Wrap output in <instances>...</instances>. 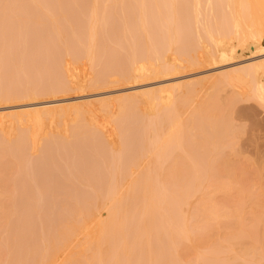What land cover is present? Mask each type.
<instances>
[{"label":"rangeland","instance_id":"obj_1","mask_svg":"<svg viewBox=\"0 0 264 264\" xmlns=\"http://www.w3.org/2000/svg\"><path fill=\"white\" fill-rule=\"evenodd\" d=\"M15 1V0H14ZM14 1L13 0H6V1H4V0H0V20H1V22H2V20H3V24L5 25H8L7 23L10 21H13L12 22V24L9 22V24H11V25H15V29L17 30V26L16 25H18V19H21V17L23 18L24 17V15H23V13L25 14V17H27L26 19H28L29 17L27 16V15H29L28 13H26V11H27V9H26V5H25V9L26 10H20V9H23L24 8V6L21 8V5H23V4H21V5H19L18 3H20V2H18V3H15V5L13 4L14 3ZM19 1V0H18ZM22 1H25V0H22ZM21 1V2H22ZM27 1V0H26ZM29 1V0H28ZM38 1H41V0H37V2ZM43 1V0H42ZM41 1V3H43ZM49 1H55V0H49ZM48 1V2H49ZM56 1H58V0H56ZM61 1V0H60ZM65 1V0H64ZM64 1L62 0L61 2H60V5H61V3L63 2L64 3ZM72 1V2H71ZM68 0V1H65V3L64 4H62V6L64 5V6H66L67 7V9H68V14L70 13L71 15H72V12H73V14H74V10L75 11H77L78 9H77V7L75 8V6H74V3H73V1L75 2V0ZM80 1V2H79ZM76 0V2H78V3H81V0ZM87 1V4H84V5H87V6H84L85 8H86V10H88V12H90L91 10V12L93 13V15L95 14L96 15V13L97 12H95V6L93 5V1L94 0H85V2ZM101 1V0H100ZM99 0H98V10L99 9H103L102 11H103V13L104 12H106L107 10L109 11L108 13L110 14V12H111V16L113 17H109V20L110 19H113L112 21H109V20H107L108 19V17H107V19L106 20H103L102 22H100V23H98V24H100L101 26H100V28H96V29H98V30H100V34H99V32H98V30L96 31V32H98L97 34V36L95 35V30L93 31V36H94V38L95 37H98V39H94V38H92V36L91 37H89L88 36V38L91 40V41H89V39H85V37L87 36V34L88 35H90L89 33H92V28H93V25L95 26V24L97 23L96 21H97V19H98V17H99V21H101L100 19H102V14L100 13V14H98V16L96 15H94V17H97V18H94L93 17V15L91 14V12L89 13V16H87V15H84L85 14V12H80V11H78V14H75L74 16H72V17H67V15H66V11L65 10H67L66 8H62V9H60L59 8V10H61V13H60V11H51L50 9H52L53 8V5H57V6H54V10H58L57 8L59 7V2L58 3H54V4H49V3H46L47 2V0H46V2H44V3H46V5L48 4L50 7H48V5L45 7H42L43 5H41V9L43 10V8L45 9H47L48 11L46 12V11H44V15L46 16V15H49L50 16V18H51V16H52V18L53 17H56V15H58V17H62V16H60L63 12L62 11H64V16H65V19H66V17L67 18H69L71 21H69L68 19V23H69V25H70V27H72L74 30H76V29H80L79 27H82L80 30L82 31L83 30V25L84 24H82V26H80L81 25V23H85V25H87L86 27H88L90 24L92 25L93 24V22L95 21L94 19H96V21H95V23L92 25V26H90V27H92L91 29L89 28V29H86V31H88L87 33H85L86 31L85 30H83L81 33H80V31H75L76 32V36L75 37H71V38H67V37H70V36H73V35H75V32H74V30L72 29V31H69V32H67V30H69V29H65V31H63L64 29H63V24H64V27H66V26H69L68 24H66L67 23V20H66V23H62V25H61V28H60V30L61 31H63L64 33L66 32V35L65 36H63L62 35V33L63 32H61L60 30H59V28L57 27V26H59L60 27V24H61V20H62V18H60V21H58L59 23V25L55 22V20L58 18H53V20L51 19V21L52 22H48L50 19L47 17V19L48 20H46L47 21V23H48V25H51L50 23H53L54 24V22L56 23V26L55 25H51V31L53 32V34L52 33H50V29L48 30L47 29V23H46V25L45 26H43V27H46V28H44V30H46V32H47V30L49 31V33L48 34H50V35H48L47 33H45V31H43V28L41 27V29H42V31L40 30V29H38L39 30V33L38 32H36V31H34V32H36L38 35V37H39V35H43V36H45V37H43V40H44V38H46L44 41H41L42 40V38H40V40L39 39H37V37L36 38H34L33 36H35V35H33V34H35L34 32H33V34L31 35L30 33L33 31V27L35 26H31V28H33V29H31L29 26H28V24H32V22H31V20L32 19H30V23H28L27 24V21L28 20H26V25L29 27L28 28V31H27V29L25 28H23V29H20V27H18L19 28V33H20V35H19V38H20V36H22L20 39H18V36L17 35H12L14 38L16 37V41H14L15 39L14 38H9V35H7V34H9L10 33V31H11V29H13L14 28V26H13V28L12 27H10V25H8L9 27H10V31L9 30H7L6 28H7V26H4V28L6 29H4V30H0V34L2 33L3 34V37H5L4 38V40H3V37H0V97L1 98H3L2 100H1V98H0V127H2V125H1V122L2 121H8V125L6 126L7 127V131H8V133L6 132V134L8 135H5L7 138L9 137L10 139H11V143H16L15 145H16V147L18 146L19 147V150H24L23 152H21V151H19L18 150V147H17V149H13L14 148V146L15 145H13L12 147V149H13V153H14V155L11 153L12 152V149H10L11 150V152L10 151H7L8 152V155L10 154H12L11 156H12V158H10V157H8V159H10L9 161H7V163H9V164H6V162H4L3 164H1L0 163V169L1 168H3L4 167V165H8V166H12V165H10V163H12L13 162V164L15 163H19V165H20V168H21V170L20 169H18V173L20 172V171H22V172H20L19 173V175L18 174H16L17 172V170H15L16 168H9V169H7L8 167H4V170H2L1 169V171L2 172H0V183H4V182H6V183H4V184H6V186L8 185V182H10V187H11V184H13L14 182L17 184L18 182L20 183H18V185H19V189L20 190H23V189H21V188H23L24 186H25V188H24V192L25 191H30L29 190V188H31V189H33V190H35V191H33V193H36V191H38L36 194H34L36 197H42V198H40V199H42V200H39L38 198H36V197H32V198H35L34 200L37 202V204L39 205V209L41 210V208L43 209L44 207L45 208H47L48 209V211H49V208L51 207V210H50V212H48V211H46V214H48V216L49 215H52L53 214V216L51 217V216H45V217H48V219L51 217V218H53V220H51V222H49L50 221V219H49V221H47V223L44 225V222H46V220H44V222H43V219H45V218H43L42 216H43V214L45 213V211H44V213L42 212V210H41V213L39 214V212H38V208H36V209H34L35 207H37V204L35 205V207L33 206L34 204H35V201H33L32 203L33 204H31L32 205V207H34V208H31V206H28V205H30L29 203V198H31V197H29L30 196V194H32L33 195V193L32 192H30V194H29V196L28 197H26L27 195H22L21 193H20V195H22V196H19V194H18V197L17 198H15V200H17L18 202H19V198L21 197V198H23V199H27L28 200V202H26V203H28V204H22V203H24V200H23V202L21 203V202H19L20 204H21V206H20V204H18V202L17 201H14V195H13V193L11 194V192H14L15 193V196H17V193L16 192H19V190H18V188H16L17 187V185L15 186V184H13L14 186H12V187H14V188H12L11 187V189L10 190H12L11 192H10V197H12L13 198V200L9 197V198H6L5 199V204L2 206V208L4 207V209H3V211H6V209H9V212H10V209H11V206H9V205H11V202H10V199L12 200V201H14V203H13V205L15 204V202H16V208H17V210L13 207V205H12V208L14 209V210H12V212H14L15 211V213H19V215H20V212L21 211H19V209L18 208H20L21 210L22 209H24V210H22V213H21V218H20V221L17 223V221L16 220H18L19 219V215L18 214H15V213H9V216H10V218H11V215H13L12 216V218L14 217V220H15V218H16V216H17V218L18 219H16L15 221H16V223L17 224H20V222H22L21 220L23 219V222H25L26 220H27V222H30L31 224L32 223H34V225H35V221H37L39 218L38 217H40V219H42V222H38V221H40V220H38L37 221V223L39 224H43L44 226H46L47 224H48V222H49V225H51L50 223H54L55 222V225H54V227L57 225V227L58 228H61L60 227V223H64V221L62 220V219H64V218H66L67 219V217L65 216V217H63L64 216V212H62V210L61 209H63V210H65V208H62L63 207V202L64 201H66L67 202V199L65 200V199H63V198H68V194L70 193V195H71V191L72 192H74L75 193V191H73L74 190V186L75 185H77L76 184V182L77 181H79V184L81 185V186H79L80 188H81V190H80V188L79 189H77L76 191L78 192V190H80V192L82 193H80V192H76V195H79L78 197L79 198H77V199H80V197L82 196V195H91L92 194V192H91V194L90 193H88L89 192V190L87 189L88 187H89V189H92V188H94V190L93 191H95V192H98V190H100V187H102V189L104 188V189H107L108 191L110 190V193H113V192H116L118 189L120 190V187L121 186H123V184L124 185H127V184H125V183H123L125 180H126V183H128L127 181V179H129L131 176L132 177H134V175H136V176H138V175H142V174H145L146 172H148V170L149 171H151V169L150 168H152L153 169V166L155 165V170H157V172L158 173H160V175H164L163 177H165V175H166V173L167 172H165V169H168V170H170L169 168H166V167H168L169 165H167L169 162L168 161H166V159H167V157H169V156H165L166 157V159H165V161L167 162H165V161H162L160 158H165V157H163V153L165 154L168 150H170L171 152H173L172 150H171V148H173V147H171L170 149H166L167 151H163V153H161L162 154V156H160L159 155V153L160 152H158V150H156V152H158V154L154 151L155 149L153 148V146H152V150L154 151V152H152V154H151V152L149 153V151L150 150H148V148H147V153L148 154H150V156L147 154L146 155V153L144 154V155H146V156H149L148 158H146L145 156H143L142 155V153L140 154V153H137V151H135V150H137V148L138 147H144V142L143 141H145L144 140V137H145V135H142V134H140V133H138L139 132V130H141V128L139 127V125H141L142 126V124H139L138 125V123H139V117L138 118H134V117H132V113H133V115L135 116V117H137L136 116V114H135V111H134V109L136 110V106H127L125 109H129L128 111H124V108H120L121 106L119 105L120 103H121V98H117V95H119V96H123L122 98L123 99H130V98H132V97H130V96H128V95H126V94H128V93H131V92H134V90H144V89H148V88H154V87H156V86H162L163 87V89H161L160 91H159V94H161L163 97H164V102L165 101H167V102H171L170 100H172L173 101V104L174 105H178V104H180V106H182V110L180 109L179 110V113H178V115H179V119H180V121H182V120H184V119H188L189 118V120H190V114L191 113H193V111L195 110V108H197L199 105H204L205 106V103H214V104H217L218 105V107H220L219 108V110L221 109V107L223 108L222 109V111L221 112H223L224 113V109H226V111H227V113L225 114V116H226V118H223L224 120L225 119H228L229 121H230V124H233V125H231V127L233 126L234 128H237V130H235L234 131V128H232V130H233V132L229 135V136H231L232 138H233V133H235V136H234V138L232 139V140H234L236 137V139H235V141L233 142L232 140H230L231 142H233L232 144H230V145H232L230 148H228L229 146H228V141L227 140H229V139H226V141H227V143H225L224 144V146L225 145H227V148H225L224 146V148L227 150V151H224V152H227L228 153V150H230V152H231V154H230V152H229V154L232 156L230 159H232V158H234L235 160H237V162L236 161H233V159L231 160V162H236V163H233V164H238V161H240V163L241 164H243L244 163V165H245V162L247 163H249V165H245V168H246V170L244 169V171L245 172H243V165H242V167H240L239 165V168L238 169H240V170H242V171H240L239 170V172H242V173H245L246 174V176L245 175H243V176H245V177H248V179H250V181H248L247 182V186L246 187H248V192H249V194L251 193V191H253V189L255 190V191H257V190H259V191H261L260 193H262V191H264L263 189V187H264V101H263V99H264V96L262 97L261 95L257 98V97H255L252 93L253 92H251L252 90V80H251V78L250 77H247V76H239V80H237V82H235V84L234 85H231V84H225L224 83V86H222L221 87V84L220 85H216V86H211V84H212V82L213 81H218V80H214L215 79V77L217 76V75H219V74H222V73H230V75H237L239 72L237 71L238 69H243V68H245V67H247V66H250V65H259L260 63H263L264 61V46L263 45H261V46H259L258 44H257V46L256 45H251V46H249V48L247 47V48H244V49H246V50H244L243 52L240 50V51H238V52H233V53H230V54H232V55H225V56H223V58H220V59H217L215 62H213V61H211L210 62V58H208V54H209V45H207V44H210V43H207V41H204L205 42V46L203 45V43L201 44V45H203L204 46V48L206 47V46H208L209 48L207 49V47H206V49L204 50V49H202V47L203 46H201V49L203 50V51H199L198 50V52H203V54H204V52L205 51H207L208 52V56L206 55V57L208 58V59H210L209 61L207 60V58H206V62L204 61L205 60V58L203 59V61L204 62H200V63H202V64H196V65H201V66H193V67H186V65H187V62H186V56H187V51L186 50H183V52H182V50L181 49H185L184 47H182L181 49H180V51L183 53H180V51H178L179 49L177 48L176 50L178 51V52H176L175 50H170V51H166V52H164L161 56H162V58L164 57V56H168L169 55V57H170V64L169 65H166L165 63H162L161 61V63H158V62H152V63H147V65L149 66L148 68V71H144V70H141L140 72H139V74H145L143 77L141 76L140 78H138V79H136L135 81H127V80H125V82L123 81L124 79L123 78H121V72L119 71V69L117 70V68H116V71H113V70H115V68L112 70L113 71V73L114 72H119L118 74L117 73H114L113 75H118L117 77H118V79L116 80V84L114 83H111L110 84V86L108 85V84H106L105 86H99L98 84H99V82H100V74H101V71L103 70V69H105L104 67H106V65H110V66H112V65H114V66H116L117 67V64L118 65H120V63H122V61L123 62H125L124 61V58L125 59H127V57L129 56V53L130 54H132L131 53V50H132V48L133 47H135V50L136 49H138L137 48V44L139 43L140 44V42L139 41H141V36L145 33H143V31H140V30H142V24H140V22H139V20H132V18H133V15L135 14V13H133L132 14V12L130 11V9H129V7L131 6V5H133V6H136L135 5V2H132V0H131V2L132 3H130V0H124L125 2H129L130 3V6L128 7H124V5H127V3L126 4H124L123 5V1L122 0H120V1H118L117 3H120V5L119 6H122V7H124V8H120L118 5H116L115 3H116V1L115 0H112L113 1V3H114V5L113 4H109V3H111V0H102V3L100 2ZM122 1V2H121ZM142 1V0H141ZM181 1V0H180ZM179 0L177 1V2H175V0H174V2L176 3H173V4H175V7L178 5L179 6V3L178 2H180ZM184 2V5L186 4L185 3V1L186 0H183ZM16 2H17V0H16ZM35 2V4H36V0L34 1ZM69 2H71L70 3V5H69ZM76 2H75V4H76ZM89 2H91V7L92 6H94V11H93V7L91 8L90 7V5H89ZM109 2V3H108ZM52 3V2H51ZM68 3V4H67ZM100 3V4H99ZM105 3H107V4H105ZM121 3H122V5H121ZM19 6H18V5ZM40 4V3H39ZM39 4L37 3V6L39 7ZM65 4H67V5H65ZM82 4H83V2H82ZM94 4H95V1H94ZM137 4V3H136ZM182 4V3H181ZM180 4V5H181ZM52 5V6H51ZM68 5H69V7H71V5H72V7L70 8L71 10H69V7H68ZM101 5V6H100ZM102 5H103V7H105V5L106 6H108L106 9H104L103 7H102ZM109 5L111 6H113L112 7V10H113V12H112V10L111 9H109ZM17 8H16V7ZM77 6H81V4H77ZM116 6V7H115ZM174 6V5H173ZM177 6V7H178ZM216 6V5H215ZM61 7V6H60ZM74 7V8H73ZM82 7H83V5H82ZM82 7H80V10H81V8ZM83 7V8H84ZM118 7V8H117ZM171 7V6H170ZM169 7V8H170ZM16 8V9H15ZM19 8V9H18ZM50 8V9H49ZM82 8V9H83ZM118 9L119 10V12H118V10L116 11V9ZM131 8V7H130ZM135 8V7H134ZM134 8H132L131 10L134 12ZM137 8V7H136ZM174 8V7H173ZM179 8V7H178ZM182 7L180 6V9H181ZM208 8H209V6H208ZM14 9V10H13ZM40 9V8H39ZM40 9V10H41ZM45 9V10H46ZM65 9V10H64ZM74 9V10H73ZM120 9H121V11H120ZM170 9H172V7L170 8ZM169 9V10H170ZM180 9H176V8H174V9H172V11L174 10V12L176 13V10H180ZM39 10V11H40ZM42 10L40 11V13L42 12ZM49 10H50V14L48 13L49 12ZM53 10V9H52ZM73 10V11H72ZM106 10V11H105ZM111 10V11H110ZM21 11V12H20ZM30 11V10H29ZM29 11H27V12H29ZM37 11H38V8H37ZM82 11H85V9L84 10H82ZM101 11V12H102ZM116 11V13H115V15H113V13ZM136 11V10H135ZM171 11V10H170ZM181 11V10H180ZM14 12V13H13ZM15 12H16V14H18V13H20V15H22L21 17L20 16H18V15H16L15 14ZM54 12H55V16L53 15L54 14ZM79 12L82 14H79ZM87 12V11H86ZM98 12H100V10L98 11ZM139 12V11H138ZM138 12H136V13H138ZM174 12H172V13H174ZM177 12H179V11H177ZM13 14V15H11V14ZM37 13V12H36ZM39 12H38V14L39 15H41L40 17H42V19L41 18H39V20L41 19L42 21H45V20H43L44 18V16H43V14H40ZM43 13V12H42ZM46 13V14H45ZM48 13V14H47ZM51 13H53L52 15H51ZM56 13H58V14H56ZM75 13H77V12H75ZM119 13V14H118ZM174 13V14H175ZM180 13V12H179ZM179 13H176V14H178V15H181V14H179ZM4 14H5V16H4ZM9 14V15H8ZM32 14V13H31ZM31 14L29 15V16H31ZM87 14V13H86ZM91 14V15H90ZM105 14V13H104ZM184 14H186L187 15V12H185ZM16 15V16H15ZM33 15V17L36 15H34V14H32ZM78 15H81L82 16V18H78ZM106 15V14H105ZM105 15H103V17L104 18H106V16ZM139 15V14H138ZM3 16L4 17H8L9 18V16H13V17H11V18H7V20L8 21H5L4 20V18H3ZM18 16V17H17ZM76 16V17H75ZM90 17L91 16V20H92V23L90 22V20H89V18H86V20H84L83 18L84 17ZM183 16V15H182ZM182 16H180V18L179 19H181L182 18ZM188 16V15H187ZM16 17L18 18V19H16ZM24 17V18H25ZM35 17H37V15L35 16ZM39 17V16H38ZM92 17L94 18V19H92ZM136 17V14L134 15V18ZM137 17H139V19H140V16H137ZM3 18V19H2ZM5 18V19H6ZM23 18V19H24ZM30 18H32V17H30ZM76 18H78L79 20L80 19H83L82 21L83 22H81L80 23V25H78L79 23L78 22H76L77 20H75ZM118 18V19H117ZM184 18V17H183ZM181 19V22H182V20L184 21V19ZM12 19V20H11ZM14 19V20H13ZM35 19V18H34ZM34 19L32 20L33 21V23H34ZM64 19V18H63ZM64 19V20H65ZM138 19V18H137ZM186 19H189L190 20V18H187L186 17ZM226 19V21H230V20H228L227 18H225ZM15 20H17V24L15 23L16 21ZM39 20L36 18V22L37 23H39ZM64 20H62V21H64ZM87 20H88V22H87ZM115 20V22L116 23H114L113 21ZM120 21V23H118V21ZM209 20V18H207V20L205 21L204 20V22H203V24L205 23V22H207ZM22 22L24 21L25 22V20H21ZM41 21V22H42ZM81 21V20H80ZM79 21V22H80ZM132 21H136L137 23H139L140 25H141V27L138 25V24H136L135 25V28H137L138 26H139V28H141L140 30H139V28H137V29H135L134 28V26L132 25V23H134V22H132ZM156 21H158V20H156ZM156 21H154V22H149L150 24H151V26L148 24L147 26H150V28L152 27V28H154V24H152V23H155ZM203 21V20H202ZM210 22H213V20H209ZM209 21H208V23H209ZM0 22V23H1ZM19 22H20V20H19ZM22 22H20L21 24H22ZM23 22V24L22 25H24L25 23ZM186 22H187V24H189L188 26H190V29H189V27H187L188 29V31H190L192 28H194L193 26H192V28H191V24H192V22L190 23V21H188V20H186ZM222 22H224L223 21V19H222V21H221V23ZM1 23V24H2ZM14 23V24H13ZM37 23H35V24H37ZM43 23H45V22H43ZM114 23V24H113ZM158 23H159V21H158ZM183 23V22H182ZM182 23H181V25H179V26H181V28L183 29L184 28V25H183V27H182ZM228 23V22H227ZM0 24V25H1ZM40 24L42 25V23H39V24H37V26H35V28H38V27H40ZM66 24V25H65ZM116 24H118V25H116ZM180 24V23H179ZM194 24V23H193ZM223 24H226L225 22L223 23ZM229 24H230V22H229ZM20 25V24H19ZM33 25V24H32ZM84 25V26H85ZM97 25V24H96ZM138 25V26H137ZM199 25V24H198ZM227 25V24H226ZM225 25V26H226ZM26 26V27H27ZM117 28H116V27ZM137 26V27H136ZM187 26V25H186ZM9 27H8V29H9ZM86 27H84V29L86 28ZM97 27H99V25L97 26ZM115 27V28H114ZM21 28H22V26H21ZM69 28V27H68ZM180 28V29H181ZM186 28V27H185ZM1 29V28H0ZM2 29H3V27H2ZM71 29V28H70ZM182 29H181V31H182ZM262 29L264 30V25H263V27H262ZM20 30H21V32H20ZM25 32H24V31ZM30 30V31H29ZM32 30V31H31ZM36 30V29H35ZM110 30H113V31H115L116 32V34L114 35V33L115 32H111ZM187 30H185L184 29V31H182V33L184 32L185 33V31H187ZM8 33H7V32ZM26 31H27V33L28 34H26ZM59 31V32H58ZM85 31V32H84ZM111 32L109 35H108V33L109 32ZM136 31H137V33L139 34V33H143L141 36L140 35H138L137 33H136ZM139 31V32H138ZM153 32L152 30H150L149 29V32ZM5 32H6V34H5ZM13 34L14 33H16V34H18L17 33V31L16 32H14V29H13V31H11ZM23 32V33H22ZM40 32L42 33V34H40ZM55 32V33H54ZM71 32H73L74 34L72 35V33ZM155 32H157V31H155ZM179 32V33H178ZM178 32H176V33H178L180 36L181 35H183V34H180L181 32L178 30ZM12 33H10V34H12ZM23 35H22V34ZM26 35H25V34ZM43 33H45V34H47V35H45V34H43ZM58 33H61V35H59ZM68 33H71V35L69 34L68 36H67V34ZM85 33V34H84ZM154 33V32H153ZM153 33H151V34H153ZM175 33V34H176ZM188 32H186V34H187ZM32 36H30V35ZM56 34V35H55ZM80 34H81V36H80ZM86 35L85 37H84V35ZM137 34V35H136ZM155 34L156 33H154V35H152V37L153 36H155ZM178 34H176L177 36H178ZM190 34H191V37H193L194 35H193V33L190 31V33H188V35H185L184 34V37H180V39L182 38V40H179V42L181 41V46L182 45H184V43L182 42L183 40L185 41L189 36H190ZM4 35H6L7 36V38H8V40H7V38H6V36H4ZM82 35H83V38H82ZM104 35V36H103ZM107 35V36H106ZM112 35H114V36H112ZM120 35V36H119ZM149 35V34H148ZM0 36H2V35H0ZM23 36H26V37H23ZM67 36V37H66ZM110 36V37H109ZM119 36V37H118ZM138 36H140V37H138ZM144 36V35H143ZM142 36V37H143ZM145 36H146V38H145ZM145 36H144V38H145V40H144V38L142 39V40H144L145 42L142 44V47H143V45H145V43H147V47H145V48H148L149 47V49L148 50H151V48L153 49V46H154V44L156 43L155 41L156 40H158V39H156V38H154V39H156V40H152V42L154 41V44H153V46H150L149 45V42L151 41V39L152 38H147V35L145 34ZM150 36V35H149ZM156 36H158V35H156ZM185 36H187V38L186 39H183V38H185ZM106 37V38H105ZM118 37V38H117ZM151 37V36H150ZM179 37V36H178ZM195 37V36H194ZM193 37V38H194ZM75 39V43L72 41V42H70L71 41V39ZM82 38V39H81ZM100 38V39H99ZM104 38V39H103ZM141 38V39H140ZM158 38V37H157ZM85 39V40H84ZM95 40V42H94V40ZM102 39V40H101ZM138 39H139V41H138ZM150 40L149 42H146V41H148V40ZM177 39V38H176ZM175 39V40H176ZM18 40H20L19 42H17ZM81 40V42L84 40V43L85 42H87V44L88 43H90V44H88V46L86 47V45L84 46L82 43V45H81V47L80 48H78L79 46H80V44L78 43L79 41ZM96 40H100V42L99 41H97L96 42ZM175 40H174V43H175ZM190 40V39H189ZM189 40H187L188 42H189ZM78 41V42H77ZM103 41H107L106 42V44H105V42H103ZM178 40H176V44L177 45H175L174 43V46L175 47H177L178 45H180V43L179 42H177ZM186 41V42H187ZM192 41V38H191V40H190V42ZM69 44H68V43ZM77 42V43H76ZM93 42V43H92ZM138 42V43H137ZM142 42V41H141ZM190 42L188 43V44H190ZM70 43H73V44H70ZM68 44V45H67ZM94 44L95 45H97L96 47H95V50H94V52H93V48H94ZM187 44V43H186ZM192 44V43H191ZM107 45V46H106ZM130 45L131 46H133L132 48L130 47ZM135 45V46H134ZM75 46H77V47H75ZM91 46V47H90ZM180 46V47H181ZM185 46V45H184ZM187 46V45H186ZM190 46V45H189ZM189 46H187L188 48H186V49H189ZM112 47H114V48H112ZM140 47H141V45H140ZM155 47V46H154ZM175 47H174V49H175ZM179 47V46H178ZM90 48H92V49H90ZM144 48V53L147 51L146 49ZM191 48V47H190ZM140 49H142V48H140ZM140 49H138V50H136V51H134L135 52V55L137 56V54L136 53H138V51L140 50ZM92 51V53H91V51ZM134 50V49H133ZM243 50V49H242ZM87 51V52H86ZM90 51V52H89ZM186 51V54L184 53ZM120 52V53H119ZM140 52V51H139ZM152 52H153V50H152ZM207 52H205V54L207 53ZM242 52V53H241ZM88 53V54H87ZM112 53H114L113 55H112ZM115 53H118L119 55H116ZM141 53H143V51L141 52ZM146 53H148V51L146 52ZM149 53H151V51H149ZM238 53V54H237ZM241 53V54H240ZM90 54V55H89ZM92 54V55H91ZM121 54V55H120ZM154 54V53H153ZM152 54V55H153ZM203 54H201V55H203ZM204 54V55H205ZM128 55V56H127ZM135 55H130V56H135ZM142 54H140V56H141ZM151 55V54H150ZM203 55V56H204ZM127 56V57H126ZM129 56V57H130ZM139 56V57H140ZM156 56V55H155ZM155 56H152V57H155ZM118 57V58H117ZM119 57H120V62L118 61V59H119ZM138 56L136 57V58H139ZM131 58V57H130ZM165 58V57H164ZM164 58L162 59V60H164ZM223 59V60H222ZM221 60V61H220ZM138 61H140L139 62V64H142V63H144V62H142V56H141V59H139ZM118 62V63H117ZM184 66H183V65ZM261 65V64H260ZM259 65V66H260ZM60 66H63L61 69L64 71V69L65 70H67L70 74H71V76H72V78H73V80L75 81V85H76V89L74 90V91H72V93H66V94H60L59 95V93H57V92H53V94L51 93V95H50V93L48 94V92H51V90H49V91H47L46 89L47 88H49V87H52V88H54L55 87V85H53V84H56V86H57V84H59L61 81H60V79H61V77L63 78V76H61V70H60ZM58 67H59V70H58ZM109 67V66H108ZM113 67V66H112ZM168 67H170L171 68V70H168ZM197 67V68H196ZM119 68V67H118ZM58 71H59V74H60V79H58L59 78V74H57L58 73ZM238 72V73H237ZM64 72H62V75H64L63 74ZM53 74V75H52ZM52 75V76H51ZM115 75V76H116ZM57 76V78H56V80H55V77ZM263 76L264 75H262V78L261 79H263ZM218 77V76H217ZM123 81H121L120 82V79ZM56 81H54V80ZM58 79V80H57ZM50 80V81H49ZM264 80V79H263ZM49 81V82H48ZM53 81H54V83H53ZM58 81V82H57ZM60 81V82H59ZM119 81V82H118ZM127 81V82H126ZM191 81V82H190ZM185 82L187 83L188 82V84H186L187 86H185ZM192 82H194L193 83V86L192 85H190V84H192ZM45 83L47 84H49V85H45ZM120 83V84H119ZM197 83V84H196ZM13 84H14V86H16L15 87V90L13 89ZM51 84V85H50ZM95 84L97 85V87H94L95 86ZM173 85L175 86L174 88H176V89H174L173 88ZM178 85V86H177ZM183 87H182V86ZM189 85L191 86V87H189ZM188 89H187V88ZM192 87L195 89V91H194V89H192ZM6 88H12V92L13 91H15V92H13V93H10V95L11 96H14L15 94L14 93H16V95H19V97L22 95V98H18V100H13L12 98V100H8V99H10V95H8V93L7 92H5V89ZM46 88V89H45ZM189 88L192 90L191 92L192 93H188V95H184L185 94V92H188V90H189ZM9 89H8V91H9ZM50 89V88H49ZM3 90H4V92H3ZM7 90V89H6ZM11 90V89H10ZM17 90H20V93H19V91H18V94H17ZM42 90L45 92V93H43L42 92ZM47 92H46V91ZM35 91V92H34ZM42 92V94H38V93H41ZM10 92V91H9ZM24 94H23V93ZM28 92H34V94L33 93H28ZM38 92V93H37ZM5 93H7V95L9 96H7V101H6V99L4 100V97L5 96H3V95H6ZM36 93V94H35ZM54 93L56 94V95H54ZM27 94H30V95H34V97H32V99L30 98V99H28V98H25L24 99V95H27ZM43 94H45V96L43 95ZM48 94V95H47ZM173 94V97H169L170 95H172ZM187 94V93H186ZM236 94H238L237 96H239L240 98H238V97H236L235 95ZM29 95V96H30ZM37 95V96H36ZM39 95V96H38ZM47 95V96H46ZM101 96V97H108V99H106L103 103L105 104V108H106V110L104 109L103 110V108H104V106L102 105V107H101V109L99 108V106L101 105V104H99V103H92L91 105H89V107L91 106V108H93L94 107V109L92 110V109H89V112L91 113H89L88 112V114H90V118L89 117H87L88 116V114H87V116L84 118V119H86V118H88L89 120L91 119V122L89 121V123H93L92 124V126L93 127H96L95 128V130L94 129H92V127L90 126V128L92 129V133L90 132V130L88 131V133L86 134V133H82V135L80 134V137L82 136V137H84V135H85V137L87 138H84V140L86 139L87 141H93L94 139V141H96V142H91V145L89 146L90 148H91V150H92V148H93V153L90 151V149L89 148H86V147H88V145H86V146H83V144L85 145V144H90V141L89 142H85L84 140H82L83 138H81V140H82V142L83 143H81V140L79 141V139L80 138H77V136H78V134L76 133V132H74L73 130H71V128H72V125H73V122H72V120H71V118L70 119H68V117H67V119L66 118H63V117H61V116H59L58 117V115H56L58 118L56 119L55 118V122L54 123H52L51 122V118H48V117H46V119H44V124L41 126V127H39V125H37V124H35V123H31V126H32V128L34 129V132H35V136H34V139H33V141H31V143L29 144L28 143V145H30V146H28L27 148L26 147H22V149L20 148V143L22 144V143H26V142H23V141H26V138H24L23 140H21V138L23 137H21V131H22V124H20V123H18V122H13V121H15L17 118V115H10V114H8V115H6V116H2L3 114H5V113H9V112H15V110H18V111H20L21 109H20V107H18L17 105H21V104H27V103H34L33 105H32V107L34 108L33 110H32V112H29L30 114H32V115H38V114H42L43 113V110H41V109H39V107H41L42 105H44L43 103H45V101L46 102H51L52 100H56V99H64L66 102H70V101H74V99L75 98H77V97H84V101H87V100H89L88 98L89 97H93V96ZM3 96V97H2ZM231 96V97H230ZM230 97V98H229ZM233 97H235V98H238L237 100H236V102L234 103L233 102V104L232 103H230V104H232L231 106H228L227 105V100H234L235 98H233ZM242 97V98H241ZM261 98H263L262 100H260ZM20 99V100H19ZM23 99V100H22ZM68 99H70V100H68ZM3 100H4V102H3ZM230 100V101H231ZM119 101H120V103H119ZM230 101H228V102H230ZM231 101V102H232ZM235 101V100H234ZM102 103V104H103ZM201 103H203V104H201ZM226 103V104H225ZM214 104H212V106L214 105ZM229 104V103H228ZM108 105V106H107ZM141 106V108H144V110H145V112H146V114H152V113H155L156 111H157V108L161 105L160 104V102H158V101H151V102H149V103H146V104H140ZM227 107H229V108H226V106ZM93 106V107H92ZM211 106V105H210ZM211 106V107H212ZM215 106V105H214ZM233 106V107H232ZM88 107V105L86 106V108ZM208 107H209V105H208ZM232 107V108H231ZM109 108V109H108ZM206 108H207V106H206ZM213 108V107H212ZM212 108H210V109H212ZM140 109V108H139ZM209 109V108H208ZM207 109V110H208ZM227 109H229V110H227ZM90 110H92V111H90ZM214 109H212V110H210V111H207V112H209V113H211V115H207L206 114V117L207 116H211V117H213L214 115H212V112L213 113H215L216 115L218 114V112H217V110L218 109H216V111L214 110ZM224 110V111H223ZM207 112H205V113H207ZM29 113H24V114H22V115H20L21 117H24V118H26L27 116H28V114ZM204 113V112H203ZM220 113V112H219ZM85 114V115H86ZM138 114V113H137ZM200 116H201V118H202V120H204V123H205V120H209L210 118H207V119H203V114L201 115V114H199ZM221 115V117H222V113L220 114ZM55 116V117H56ZM189 116V117H188ZM218 116H219V114H218ZM230 116V117H229ZM61 117V118H60ZM205 117V114H204V118H206ZM141 119L143 118L142 116L140 117ZM201 118L199 117V119L201 120ZM215 118V117H214ZM199 120V121H200ZM211 120V119H210ZM25 122H23L24 124H26L27 122H26V120H24ZM185 121V120H184ZM138 122V123H137ZM143 122V121H142ZM142 122H140V123H142ZM207 122V121H206ZM210 122V121H209ZM208 122V123H209ZM207 123V124H208ZM56 124V125H55ZM236 125V126H235ZM136 126V127H135ZM137 127H138V129H137ZM98 128V129H97ZM144 128V127H143ZM88 129H89V127H88ZM145 129V128H144ZM144 129H142V130H144ZM238 129H239V131H238ZM97 130V131H96ZM99 130H101V131H99ZM134 130V131H133ZM135 130L137 131V133L138 134H140V135H138L136 132H135ZM142 130H141V132H142ZM198 131H197V133H200V130L199 129H197ZM94 131H96V133L94 132ZM145 131V130H144ZM143 131V132H144ZM236 131H238L237 133H236ZM23 132V131H22ZM142 132V133H143ZM46 133L48 134V135H51V134H55V135H53L54 137L56 136L57 138H54L53 137V139L51 140V136H48V135H46ZM72 133H73V135H72ZM89 133H91V135L89 134ZM147 133V132H146ZM195 133H196V131H195ZM57 134V135H56ZM99 134V135H98ZM101 134V135H100ZM103 134V135H102ZM136 134V135H135ZM143 134H145V132L143 133ZM184 135L186 134L187 135V133L185 132V133H183ZM201 134H202V132H201ZM61 135V136H60ZM71 135V139H73L77 144H78V141L80 142V145H82L83 146V151H82V153L84 152V155L86 156H83V154H81V146L80 145H76L77 146V149L76 150H74L75 148L73 147V145L75 146V143H74V141H73V144H72V140L70 139V138H68L67 139V137H69ZM92 135H94L93 136V138H92ZM95 135H98L99 137H101L100 139H99V137H97V138H95ZM142 135V136H141ZM192 135V134H191ZM194 135H196V134H193L192 136V138H193V140H194ZM203 135V134H202ZM59 136V137H58ZM62 136H64V137H66V139H64V137H62ZM105 136V137H104ZM134 136H136V137H134ZM140 136H141V138H140ZM144 136V137H143ZM197 136H199L198 134H197ZM5 137V138H6ZM75 137H76V139H75ZM92 139H91V138ZM102 137H104L103 139H102ZM132 137H133V140H132ZM142 137H143V140H141L142 139ZM148 137V138H147ZM184 137H189L188 138V142H186V140H183L184 139ZM182 136V134H181V139L183 140L182 141V144H183V146H184V144L186 143V147H188L189 148V146L191 145L190 143H193L191 140H192V138H191V136H190V133H189V135H187V136ZM203 136H199V137H196V139L197 138H199L198 140H195L196 142H197V144H198V142H200V139L202 138ZM6 138V139H7ZM8 138V139H9ZM60 138H62V141L64 140H68V141H63V143H62V145L64 144V146H65V148H64V146L62 147H59L60 146V143H56L57 141H59V142H62L61 141V139ZM135 138V139H134ZM186 138V139H187ZM55 139H57L56 141H55ZM108 139V140H107ZM146 143L148 142V140H149V135H147L146 136ZM20 140L22 141V142H20ZM78 140V141H77ZM109 141V142H106V141ZM139 140V141H138ZM237 140V141H236ZM51 141H52V143H53V145L54 146H52L51 145ZM55 141V142H54ZM101 141H104V143L102 142L101 144H100V142ZM131 141H133L132 143H130ZM69 142H71V144L69 143ZM85 142V143H84ZM140 144V146H139V144ZM142 142H143V145L141 146V144H142ZM235 142H236V144H235ZM19 143V144H18ZM65 143H69L70 145H65ZM108 143H110V144H108ZM134 143V144H133ZM138 144V146H137V144ZM56 144V145H55ZM106 144H107V146L109 147H107L106 146ZM129 144H131V145H133L134 146V149H133V151L135 152V153H137L136 155L133 153V151H132V154H130L129 155V152L128 151H130V153H131V147H133V146H130ZM195 144V143H194ZM26 145V144H25ZM58 145V146H57ZM129 145V146H128ZM177 145H180V144H176L175 145V148H173V149H176V147H177ZM193 145V144H192ZM191 145V146H192ZM199 145V144H198ZM234 145H236V147L234 146ZM56 146V147H55ZM71 146V149H69V147ZM79 146H80V148H79ZM98 146V147H97ZM100 146H102L101 148H100ZM112 147V149L113 150H115L114 152H117V154H115L114 152H113V150L111 149V151H109V149ZM183 146H180V147H183ZM15 147V148H16ZM95 147L97 148L96 150H95ZM149 147H151V145L149 146ZM179 147V146H178ZM177 147V148H178ZM179 147V148H180ZM196 148L197 146H192V149L193 148ZM56 148H59V150H56ZM60 148H61V150H60ZM65 149V151H64V149ZM68 148V149H67ZM85 148V149H84ZM100 148V149H99ZM104 148H108L107 150L106 149H104ZM129 148V149H128ZM140 148H138V149H140ZM194 148V149H195ZM198 149V152H195L194 154H196V153H198V156H196V157H203V155H202V153H203V149L200 147V146H198L197 147ZM233 148H234V150H236V151H234L233 150ZM78 149H80V150H78ZM88 149V150H87ZM125 149V150H124ZM127 149V150H126ZM151 149V148H150ZM183 149H185V147L183 148ZM181 150V148L179 149V151H178V149H177V151L178 152H180V150L181 151H185V150ZM187 149V148H186ZM192 149H190V151L192 150ZM224 149V150H225ZM63 150V151H62ZM89 152H87V151ZM109 151L110 153H109V155L110 156H106V155H108L107 153L105 154V152L106 151ZM123 150V151H122ZM142 150H143V148H142ZM142 150L140 151V152H142ZM146 150V149H145ZM196 150V149H195ZM59 151V152H58ZM61 151V152H60ZM72 151H74V156H73V153H72ZM75 151L77 152L76 154L78 155V153H80L78 156L77 155H75ZM94 151H96L95 153H94ZM98 151V152H97ZM119 151H122V154L120 155L119 154ZM160 151V150H159ZM162 151V150H161ZM192 151H194V150H192ZM234 153H233V152ZM10 152V153H9ZM57 152V153H56ZM68 152H69V154L70 155H68ZM89 154V156H87L88 154ZM114 153L113 155H115V157L118 159H115L114 158V156H113V158L115 159H113L114 161H112V160H110L113 164H111V162L110 161H108V158L109 159H111V154L112 153ZM146 152V151H145ZM175 152H176V150H175ZM177 152V153H178ZM187 152H188V154H189V151L187 150ZM4 153V152H3ZM66 153V154H65ZM98 153V154H97ZM99 153L101 154V155H99ZM193 152H191L190 154H191V156L193 155L192 154ZM226 153V154H227ZM72 154V155H71ZM94 154H96V156L94 155ZM133 154H134V156H133ZM138 154H140V155H142V156H140V155H138ZM167 154H170V152H168ZM166 154V155H167ZM172 154H174V155H171V157L170 158H172L173 160H174V158L176 157V155H175V153L173 152ZM187 153H186V155H188ZM226 154H225V156H226ZM229 154H227L228 155V157H230L229 156ZM5 155V154H4ZM6 155H7V153H6ZM124 155H127V156H125L124 157ZM129 155V156H128ZM159 155V156H158ZM1 156H3L2 154H1ZM71 156V157H70ZM82 157V158H84L83 159V161L84 162H82V158H78V157ZM119 156V157H118ZM122 157V159L123 158H126V161H125V159L123 160V161H121L120 159H121V157ZM135 156L137 157V158H135ZM140 156V157H139ZM174 158H173V157ZM193 156H195V155H193ZM60 157V158H59ZM75 157V158H74ZM87 157H88V159H87ZM227 157V156H226ZM5 158H6V156H5ZM4 158V156H3V158H1L2 160H4L5 159ZM13 158H15L14 160H12ZM58 158H59V160H58ZM63 158V159H62ZM71 158H74V160L73 159H71ZM157 158H159V161L161 160L162 162H164V163H162V164H164V165H162L161 164V162L158 164L159 165V168H158V166L156 165V161H158V159ZM198 158H196V159H198ZM201 158L199 159V160H201ZM18 160V162L16 161L15 162V160ZM44 159V160H43ZM50 159V160H49ZM52 159H53V163H51L52 162ZM61 159H62V161H61ZM80 159H81V161H80ZM135 159H136V161H135ZM172 159H169L168 158V160L169 161H171ZM229 159V160H230ZM142 162H141V161ZM147 160H148V162H147ZM198 160V161H199ZM1 161V160H0ZM5 161V160H4ZM12 161V162H11ZM48 161V162H47ZM58 161V162H57ZM61 161V162H60ZM150 161H151V165L149 164L150 163ZM73 162V163H72ZM99 162V163H98ZM107 162H108V165H107ZM121 163V165H120V163ZM138 162V163H137ZM155 163V164H152V163ZM203 162H205V160L204 159H202V163ZM39 163H41L40 165H39ZM43 163V164H42ZM56 163H58V164H56ZM65 163V164H64ZM158 163V162H157ZM166 163V164H165ZM173 163V162H172ZM239 163V164H240ZM247 163V164H248ZM15 164L13 165L14 167H15ZM48 164V165H47ZM61 164V165H60ZM124 164H127V165H124ZM136 164H138L139 165V167H138V165H136ZM3 167H2V166ZM43 165V166H42ZM57 165H58V168H57ZM64 165V166H63ZM96 165H98V167L96 166ZM105 165V166H104ZM114 166V169H115V173H114V169L113 170H109V169H111V168H113V166ZM122 165H123V167H122ZM167 165V166H166ZM202 165V164H201ZM205 165V164H204ZM61 166H63V167H61ZM88 166V167H87ZM91 166V167H90ZM93 166V167H92ZM108 166H110V167H108ZM148 166H151V167H148ZM248 166H251L250 167V169L251 170H249V173H251V175L250 176H252L253 174H254V171L255 172H258L257 170H258V167H259V169L260 170H262V171H260V173H258V174H262L261 176H258V177H260V179H258V178H256L257 177V173H256V175H254V176H252L251 178H253V179H251V178H249V176H248V172H247V170L249 169V167ZM263 168H262V167ZM17 167L19 168V166H18V164H17ZM41 167V168H40ZM48 167V168H47ZM60 167V168H59ZM90 167V168H89ZM125 167V168H124ZM127 167V168H126ZM128 167L130 168V171L128 172ZM51 168V169H50ZM63 168V169H62ZM86 168H89V169H86ZM97 169V168H99V170H100V173H102L104 176H105V179H107V180H103L102 179V177L101 176H103V175H100V178H101V180L99 179V180H97V179H95V178H98L99 176V174H98V169L97 170H94V169ZM108 168V169H107ZM158 168V169H157ZM165 168V169H164ZM170 168H171V166H170ZM199 168H203V170L205 171L206 169L204 168V166L202 167H199ZM256 168V169H255ZM8 171H10V172H8ZM11 169H13L14 170V172L11 170ZM41 169V170H40ZM91 169V170H90ZM107 171V172H105V170ZM118 169V170H117ZM127 170V173H128V177H129V174L131 173V176L129 177V178H125V177H127V176H124V178H125V180H123L122 179V176H123V174H125L126 175V173H124L126 170ZM134 169H135V171L137 170V171H142L141 173L142 174H139V172H138V175H137V171L136 172H134ZM141 169V170H140ZM200 169V170H201ZM50 170H52V172L50 171ZM55 170H57V171H55ZM63 170V171H62ZM85 170H88L89 172H87L88 173V176H86V172H83V171ZM92 170H93V172H92ZM108 170H109V172H110V174L108 173ZM116 170H117V172H120L119 174H121V180H117L118 178H119V175H118V173L116 172ZM132 170H133V172L135 173H132ZM154 170V173L156 172ZM5 171V172H4ZM47 171V172H46ZM55 171V173L54 174H52L53 172ZM58 171H60V174H59V172ZM97 171V172H96ZM112 171H113V173H112ZM153 171V170H152ZM204 171H203V173H204ZM7 172L8 173H11L12 174V177H13V174L15 175L14 177H16L17 179H19V180H17V179H15V180H13L14 182H12V179H14V177L13 178H11V174L9 175L8 174V176H6V177H8L7 179L5 178V175H7ZM41 172V173H40ZM91 172V173H90ZM201 171H198L197 172V174H199V175H201V173H200ZM262 172V173H261ZM4 173V174H3ZM23 175H22V174ZM92 173H93V175L94 176H96V177H93V175H92ZM104 173H108V177H109V175H110V177H111V180H110V178L108 179V178H106V175L104 174ZM22 176H21V175ZM43 174V177L41 178V179H39V176H41ZM69 174H71V175H69ZM73 174H74V176H76V179H77V175H78V180L76 181V180H70V179H68L69 177L70 178H73L74 176H73ZM77 174V175H76ZM98 174V175H97ZM134 174V175H133ZM205 175H203V178L205 177V179L207 178L206 176L208 175L207 174V172H205L204 173ZM207 174V175H206ZM27 175H28V177H27ZM34 175V176H33ZM50 175V176H49ZM54 175V176H53ZM89 175H90V177H89ZM116 175V176H115ZM3 176V177H2ZM35 176H36V179H35ZM53 176V177H52ZM56 176V177H55ZM61 176V177H60ZM196 176V175H195ZM229 176V175H228ZM227 175L226 176H224L223 175V177H221L220 179H219V181L222 179L223 180V178L225 179L224 181H226L225 183H227L226 184V186H225V188L227 187L229 190H227L226 189V191L224 190V187H222L225 183L224 182H220L219 183V181L217 182V183H219V187H218V189H220L221 190V188H222V190L223 191H221L222 193H224V191H225V193L228 191H230V193L229 194H231L232 195V193H233V195L234 194H236V192L234 191V188H236V183H234V185H233V183H230V182H233V181H235L236 182V179H235V177H233V176H229L228 177ZM256 176V177H255ZM19 177V178H18ZM22 177H25V179L23 178V180H24V182H23V180L21 179ZM31 177L33 178V179H31ZM49 177V178H48ZM67 177V178H66ZM81 177H83V179L84 180H82L81 179ZM162 176L160 177L161 179L163 178ZM197 177V176H196ZM196 177H194V178H196ZM201 177H202V175H201ZM199 178V179H201V181L199 180L198 181V179L197 180H195L194 181V179H186V178H184V187H187L188 185H192V186H190V189H191V187H194L191 191H189L191 194V196H194V197H192L191 198V196H190V199L188 200V201H186V204L188 205H185V203L184 204H182V206L181 207H179L178 209L180 210L181 208V210L183 211H181L182 213H184V210H185V213H184V215H185V217H184V215H182L181 214V212H178V214L179 215H177L176 213V216H174V217H176V219L178 218V216H183L185 219H183V220H185V227L184 228H188L187 230L188 231H192V233L190 232V233H187L188 235L190 234V235H195V236H191L192 237V239L194 238V237H196V236H198L199 234H197V232H196V234H195V231L196 230H192L193 228L194 229H197V227H195V226H199L198 227V231H199V228H202L203 226L200 224V222L202 223V221H204L205 223H206V220H205V212L207 211V207H209L208 206V204L206 205L205 203H210L212 200H213V196H215V192H216V194H218V189H216L214 186H213V184H212V181H210V180H208L207 181V179L205 180V179H203V181H202V178ZM226 177H228L229 178V180L230 179H235V180H231L230 182H229V184H228V179L226 180ZM262 177V178H261ZM2 178V179H1ZM3 178H4V180H3ZM27 178H29L30 180H28ZM44 178H45V181H44ZM62 178V179H61ZM75 178V177H74ZM91 178H94L95 180H93V179H91ZM198 178V177H197ZM9 179H11V180H9ZM27 179V180H26ZM38 179V180H37ZM51 179V180H50ZM55 179V181H53ZM59 179V181H57ZM256 179H258L259 181H261V182H259V183H256L257 181H256ZM262 179V180H261ZM2 180V181H1ZM7 180H9V181H7ZM37 182H36V181ZM86 180V181H85ZM92 180V181H91ZM109 180L111 181V182H109ZM160 179H158L157 181H159ZM252 180V181H251ZM28 181V182H27ZM30 181V182H29ZM39 181V182H38ZM41 181H42V183H41ZM48 183H47V182ZM58 182V184H57V182ZM75 184H72L71 185V183L72 182ZM114 181H115V183H114ZM157 181H155L156 183H157V185L154 183V186L156 187H158V186H160V184H162V183H160L161 181H159V182H157ZM194 181V182H193ZM205 181V182H204ZM254 181H256V182H254ZM12 182V183H11ZM32 182V183H31ZM43 182H45V183H43ZM53 182L55 183V184H53ZM64 182V183H63ZM71 182V183H70ZM82 182H87V184H89V186L87 187L86 185H84V184H82ZM93 184V185H91V183ZM188 184V185H185L186 183ZM196 182V183H195ZM200 183V184H198V185H196L197 183ZM201 182H203L204 184H205V187L203 186L204 184L202 183L201 184ZM249 182H251L252 184H250ZM254 182V183H253ZM24 183L26 184V185H24ZM32 185H34L33 187H29V186H32ZM38 183L40 184V185H38ZM60 183L62 184V185H60ZM78 183V182H77ZM109 183H111V185H109ZM117 183V184H116ZM160 183V184H159ZM224 183V184H223ZM238 183V182H237ZM3 184V185H4ZM30 184V185H29ZM36 184V185H35ZM50 184V185H49ZM53 184V185H52ZM57 184V185H56ZM78 184V185H79ZM104 184V186H102ZM206 184H208V185H206ZM221 184H223V185H221ZM230 184L232 185V186H230ZM38 185V186H37ZM64 185H66L65 187H66V189H65V187H64ZM74 185V186H73ZM84 185V186H83ZM220 185H221V188H220ZM249 185V186H248ZM251 185H254V186H251ZM2 184L0 185V189H2V191L1 192H5V190L7 189V187H4V186H2ZM50 186V187H49ZM53 186V187H52ZM54 186H55V189H57V191L54 189V190H52V188H54ZM59 186H61V189H62V186L64 187V189H65V191L67 190V196L65 197L64 196V194L66 193L65 191H63V190H59ZM87 188H86V187ZM100 186V187H99ZM200 186H202V188L200 189ZM235 186V187H234ZM5 189H4V188ZM8 187H9V185H8ZM21 187V188H20ZM73 187V188H72ZM125 187V186H124ZM204 187V188H203ZM216 189V191H215V189ZM234 187V188H233ZM237 187H238V185H237ZM249 187H250V189H251V191L249 190ZM251 187H253V188H251ZM263 188V189H261V188ZM76 188H78L77 186H76ZM84 188V189H83ZM86 188V189H85ZM111 188V189H110ZM114 188V189H113ZM116 188V189H115ZM213 188V189H212ZM14 189V190H13ZM26 189V190H25ZM36 189H38V190H36ZM82 189H83V191H82ZM98 189V190H97ZM101 189V190H102ZM122 189V188H121ZM189 189V190H190ZM215 191L214 193H212L213 191ZM42 190V191H41ZM51 190V191H50ZM107 190H102V191H104L103 192V194L105 193V191L107 192ZM115 190V191H114ZM118 190V191H119ZM206 190V191H205ZM219 190V191H220ZM53 191V192H52ZM59 191H60V193L61 192H65V193H62V195L64 196H62V195H60V193H59ZM200 191H203V194H200ZM207 191H209L210 192V194L212 195V197L210 196V198H207V199H209V200H211L210 202H209V200H207L208 202H205V200H204V194H205V192H207ZM259 191H258V193H259ZM1 192H0V194H1ZM26 192V193H27ZM42 192V193H41ZM43 192H44V194H43ZM57 192L59 193V194H57ZM95 192H94V194H95ZM194 193V195H193V193ZM254 192V191H253ZM252 192V193H253ZM26 193H24V194H26ZM41 193V194H40ZM53 193L55 194V195H53ZM73 193V194H74ZM202 193V192H201ZM222 193H220V195H219V198H221L222 196V198L224 199V201H223V199L222 200H218V197H215L214 198V200H218L221 204H219V205H221L222 207H225V208H227L228 207V209L231 211V208H229V206H228V202H229V204H230V201H227L225 198H226V195L227 194H225L224 193V195H225V198H224V195L222 194ZM259 193V194H260ZM3 194V193H2ZM7 194V197H8V193H6ZM28 194V193H27ZM41 196H40V195ZM42 194H43V196H42ZM47 194V195H46ZM49 194V195H48ZM72 194V195H73ZM256 194H257V192H256ZM263 194V193H262ZM31 195V196H32ZM33 195V196H34ZM38 195V196H37ZM60 196V200H59V198L58 197H56L57 198V200H56V198H55V196ZM75 194H74V196H76ZM87 195V196H88ZM101 195H102V192H101ZM105 195V194H104ZM104 195H102L103 196V200H104ZM203 195V196H202ZM231 195H227V196H231ZM24 196V197H23ZM62 196V197H61ZM86 196V197H87ZM88 196V197H89ZM91 196H93V195H91ZM95 196H97V194L95 195ZM119 196H121L120 194H118V195H116L115 196V198H116V200L119 198ZM200 196H202L201 198L203 199V202L204 203H202V201L200 200L201 198H200ZM216 196H218V195H216ZM264 196V195H263ZM72 197V196H71ZM77 197V196H76ZM83 198L85 197V196H82ZM81 197V198H82ZM233 197V196H232ZM236 197V196H235ZM31 198V200H33ZM44 198H46V199H44ZM50 199V201L52 200V202H51V204H49L50 203V201H49V199ZM69 198H70V196H69ZM72 198H74V197H72ZM92 198V197H91ZM98 197H96L95 199H97ZM198 198V199H197ZM261 198H264V197H261ZM37 199L39 200V201H41L40 203H38L39 201H37ZM64 200L63 202L61 201V200ZM74 199H76V198H74ZM93 199H94V196H93ZM95 199L92 201V202H94L95 201ZM102 199V198H101ZM106 199V198H105ZM229 199V198H228ZM231 199V198H230ZM234 199V198H233ZM82 200V199H81ZM88 200V201H87ZM87 200H86V198H85V201H87L88 202V204H86L87 206L89 205V200L90 199H88L87 198ZM110 199H106V202H108ZM113 200H114V198H113ZM115 200V201H116ZM195 200H198V202L197 203H195L194 201ZM232 200V199H231ZM235 200H237V199H235ZM247 200H249V198L247 197V198H244L241 202L244 204V206H243V204H242V206H243V211H244V213H246L247 214V212L246 211H249L248 212V217L246 218V215H244V218H242V219H240V220H242V221H240L239 219H235V217H234V219H232V216H233V214L231 213V217H230V215L228 214L227 215V219L229 220V218L230 219H232V221L234 222V225L233 224H231L232 222L229 220H227L226 221V219H224L223 217H225L226 218V216L224 215V216H220L218 219L220 220V222H219V220H216L215 222L214 221H212L211 223H213L214 225H212V226H214L213 228L216 230V234H214L212 231L210 232L211 233V235H217V237L215 236V238H214V236L213 237H211V236H205L206 238H212V240H210L209 239V241H211V243H212V247H211V243H209L208 242V239L206 240V238H205V240L206 241H202V243L200 242H198L197 243V241L195 240V239H193V240H195V242H193L192 241V239H191V237H190V240H188L189 238L188 237H186V236H184V234H185V232H183V234H182V236H184L183 238H181V239H183L182 241H181V239H178L179 241H180V243H182V245H180V244H178L177 243V239H175L176 237H175V235L173 236L174 238L173 239H171L172 238V232L174 233L175 231L173 230V228H172V232H171V228L169 229L168 228V226L167 225H160V228H161V226H163V227H165V226H167L166 228H168V230H170V232H168L166 229H164L165 231H167L166 233L164 232L163 233V231L164 230H160L161 231V233L159 234L158 232H159V230H156V233L154 232V234L152 235V237L154 238L155 236H156V238H154L155 239V241H158L157 240V237H159L160 238V236H158V235H165L167 238H169V234H170V237L171 238H169L170 240H168L169 242H165L166 240H167V238L165 239V243L164 242H161L162 241V238H161V241L159 240V242H161V243H159L160 245H158V242H155L153 245H152V252H153V249H154V251L156 252L157 250L159 251V247H160V249H161V246L163 247L162 248V250H160L157 254H155V256L156 255H158L157 257L159 258V260L161 259V257H162V254H161V257H160V252H162L163 251V249H164V247H166V251L167 252H169V254H170V250H174V251H176V248H177V250H178V253H177V251L175 252V257H174V255H173V253H174V251L172 252V255H169L167 252V254L165 253V255H164V251H163V257H162V261L161 262H159V260H158V258L156 257V261L157 262H159L158 264H161V263H163L164 261V263L165 264H168L169 263V260H168V258H170V263H174L175 261H177V263L176 264H178L179 263V258H182V259H180V260H183V261H185V255H186V253H185V250L184 249H186L187 250V248H185L183 245H185V243L187 244V245H185L186 247H188V245L190 246V245H193L194 246V249L192 250V248L193 247H191V251H189V250H187L188 251V253H190L189 255L191 256L190 258H192V260L190 261V263L191 262H193V264H195L194 263V260H195V262H197V261H199V264H201L200 262L202 261L203 262V264H214V260L215 261H217V258L216 259H214L213 260V258L212 257H215V254H214V256L212 255L213 253H212V250L214 249V247H215V245L216 244H218V243H220V242H217V240H219L220 239V241L223 243V241L221 240V238H219L218 237V235H219V233L221 232V233H223L224 231H225V227H224V229H223V225L225 224V223H230V224H227V228L226 229H228L229 228V226L228 225H230L231 226V228H232V225L234 226L233 228L234 229H238V228H235L236 226V224H237V227H242L243 226V223L242 222H244L245 223V225H247V227H246V229L248 230V229H250L252 226H249L248 225V222H251V220L250 219H253V223L255 222V217H257L258 216V212L255 210V208H254V204H253V200H252V198H250V200L252 201V203L249 205V202L247 201ZM249 200V201H250ZM261 200H263V199H261ZM26 201V200H25ZM47 201V202H46ZM48 201H49V203H48ZM57 201H59V203L57 202ZM68 201L70 202V200L68 199ZM72 201L75 203V201L72 199ZM71 201V204H69L68 202V204L69 205H72V202ZM83 201H84V199H83ZM82 201V202H83ZM84 201V202H85ZM97 202H98V199L96 200ZM201 201V202H200ZM221 201H223L224 203H226L227 205V207L223 204V202H221ZM227 201V202H226ZM234 201V200H233ZM57 202V203H56ZM62 202V204H60ZM66 202H64V204H66L67 205V203ZM77 202L79 203L78 205L79 206H81L80 205V201H78L77 200ZM77 202H76V204H77ZM87 202H85V203H87ZM97 202H95V203H97ZM102 202H104V201H102ZM110 202V201H109ZM214 204L216 203V205H217V201L216 202H214V201H212ZM248 203V205H247V203ZM46 205H45V204ZM53 203V204H52ZM74 203H73V205L72 206H70V208L72 207L73 208V206H75L74 205ZM85 203L84 204H82L83 206L85 205ZM91 203V202H90ZM95 203H93V204H90V205H92V206H94V204ZM202 203V204H201ZM213 203H210V206L212 207L213 205ZM235 201L234 202H232L230 205L231 206H233V210H234V206H235ZM40 204H41V208H40ZM44 204V205H43ZM195 204V205H194ZM197 204L199 205H201L202 207H204L205 205V207H206V210H204L205 209V207L204 208H202L201 206H199V208L200 209H198V207H195V206H197ZM203 204H204V206H203ZM238 203L236 202V205H237ZM7 205V206H6ZM42 205H43V207H42ZM194 205V206H193ZM248 207H247V206ZM17 206H20V207H17ZM24 206H26L25 208H23ZM27 206L28 207H30V209H29V211H28V208H27ZM47 206H49V207H47ZM57 206V207H56ZM79 206H77L76 205V207L77 208H79ZM83 206H81V208L83 207ZM172 206V205H171ZM170 206V207H171ZM10 207V208H9ZM55 207L57 208L56 210H57V213L59 214V216L61 217H59V216H57L56 214H55V212H56V210L54 211L53 209H55ZM66 208L68 207V206H65ZM86 207V206H85ZM174 207V206H173ZM173 207H171L170 209H171V211L169 210H166V211H168V213H166V214H168V217H169V219H170V221L172 220V219H175V218H173V215H172V212H173V214H174V212H177V211H179L178 209L176 210V211H173ZM211 207H209V208H211ZM245 207H247V208H245ZM2 208L0 209V211H2ZM27 208V211L25 210ZM45 208H44V210H45ZM69 208V207H68ZM67 208V209H68ZM72 208H71V210H72ZM81 208H79L80 210H81ZM101 208V207H100ZM97 209L99 212L101 211V213L103 212V214L102 215H100L102 218H104V219H102L101 217L99 218V220H103V221H105V219H106V217L108 216L107 215V213L106 212H108V207H106V206H104L103 208H104V210H103V208H102V210L101 209ZM252 208V209H251ZM32 209V213L30 212V210ZM46 209V210H47ZM79 209H76L75 208V210H78L79 211ZM96 209V208H95ZM174 209H175V207H174ZM198 209V210H197ZM204 211L203 212V214H204V217L202 218V216H201V214L202 213H199V212H202V210ZM250 209H251V212H250ZM34 210V211H33ZM60 210H61V212H60ZM75 210L73 209V211L75 212ZM84 210H85V208H84ZM84 210H81V212L83 211L84 212ZM232 210V211H233ZM254 210H255V212H254ZM24 211H26L27 212V214H28V212H30L29 213V216L27 215V216H24L23 214H25V213H23ZM66 212H67V210H65ZM69 211V210H68ZM73 211H71V212H73ZM124 211V210H123ZM127 212H129L128 210H126ZM36 212H37V214H39V215H37L38 217H37V219H35L36 217ZM48 212V213H47ZM51 212H53V213H51ZM73 212V213H74ZM77 212V211H76ZM80 211L79 212H77V213H81ZM187 212V213H186ZM196 212H198V214H196ZM254 212V213H253ZM43 213V214H42ZM63 215H61V214ZM207 213V212H206ZM251 213H252V215H251ZM256 213V214H255ZM42 214V216H40ZM67 214V213H66ZM65 214V215H66ZM70 214V213H69ZM79 214L77 215V216H79ZM82 214H84V213H81V215ZM124 214H126L125 212H124ZM128 214V213H127ZM171 214V215H170ZM174 214V215H175ZM195 214V215H194ZM202 214V215H203ZM23 215V216H22ZM45 215V214H44ZM73 214H70L69 215V217H71ZM80 215V216H81ZM104 215V216H103ZM158 215V214H157ZM197 215H199V216H197ZM151 216V215H150ZM150 216H148V218H147V220H146V223H148V222H151V223H148V224H152V222L153 221H149V220H152V219H150ZM252 216H253V218H252ZM23 217V218H22ZM25 217L27 218V219H25ZM57 217H59V218H57ZM63 217V218H62ZM74 217V216H73ZM109 217V216H108ZM179 217V218H180ZM182 217V218H183ZM194 217V218H193ZM200 217H201V219H203L202 221H200L199 222V220H201L200 219ZM72 218V217H71ZM76 218V217H75ZM78 218V217H77ZM158 218V217H157ZM160 218V217H159ZM178 218V220H175V221H171V225H174L175 223H176V225L175 226H177V225H179V223H181L182 221L180 220ZM181 218V219H182ZM197 218V219H196ZM198 218H199V220H198ZM249 218V219H248ZM5 219H7V218H5ZM9 219V218H8ZM58 219H61V221L60 220H58ZM66 219H64V220H66ZM108 219V218H107ZM106 219V220H107ZM190 219V220H189ZM195 219H196V221H195ZM224 219V220H223ZM245 219H248V220H245ZM1 220V219H0ZM13 220V219H12ZM11 219H10V221H12ZM13 220V221H14ZM25 220V221H24ZM32 220V221H31ZM55 220V221H54ZM99 220L96 222V223H98V226H99ZM158 220H160V222H162L161 221V219H158ZM3 221V222H2ZM7 221H9V220H7ZM7 221H6V223H7ZM12 221V222H13ZM63 221V222H62ZM170 221L169 220H167V222H169L168 224H170ZM181 221V222H180ZM238 221H239V223L241 222L242 223V226L238 223ZM246 221V222H245ZM0 222H2V223H0L1 225L0 226H3L1 229H0V248L1 247H3L2 248V250L0 249V264H12V263H10V259L12 258V256H13V254H12V256L9 258L8 256H7V254L6 253H8V255H9V253L10 252H14V256H15V261H16V257L18 258V261L20 262V258L18 257V255L21 253V251H20V248H21V246L23 245L22 243H25L24 242V240L25 239H28V237H30V239H31V242H32V244H31V242H30V239H28V240H25V241H28V242H26L27 244H29V242H30V244L28 245L29 246V248H30V245H32V247L29 249L28 247H27V244L25 243V245H23V246H25V247H27V248H25V247H23L22 246V248L21 249H27V250H29V255H28V257L30 258V259H32V255H31V252L32 251H34V253L36 254V256L38 255V252H40L41 251V249L38 251V249H39V247L38 246H41L42 245V247H43V252H44V254H45V252L47 251V250H49L50 251V248H53V247H56V246H58L59 244H61V240L59 241L60 243L58 244V243H53L54 242V240H53V242H51V244H52V247H48L49 249H47L46 247H47V245H49L50 244V241L51 240H48V236H50L49 235V233H48V236H47V234H45V232H47L50 228V230H51V233H52V229H53V227H52V225H51V227L48 225V226H46V228H44V230H46L45 232H44V230H42V224L39 226V225H36L37 226V228L36 227H34V228H36V229H38L39 230V232H40V234L43 232L44 233V236H47V241H46V238L45 237H41V236H43L42 234H41V236H39L40 234H39V232H37L36 231V235H34L33 233H31L30 235L28 234V233H30V232H27L22 226V223L20 224L21 225V227L19 226V229H18V231L17 232H19V230L21 231V230H23L24 229V232L26 233H24V234H22V236L21 235H19V236H17V237H21L20 238V240H21V243L19 242V248H17L18 246H14V247H16V250H18L19 251V254L16 256V254H17V251L14 249V248H12V246H11V244H15V242L17 241V238H16V240H14V239H12V238H9V237H11V236H15L16 234L15 233H17L16 231H15V228H17L16 227V223L14 222L13 224H16L15 225V228H14V225H13V227H10V225H11V223H10V225H9V228H14V231H15V233L13 232L11 235H9L8 234V232L9 233H11L10 232V230H12V229H10L9 231H7V227H8V225H6L5 224V222H4V219L3 220H1ZM178 222V223H177ZM197 222V223H196ZM36 223V224H37ZM96 223H94L93 222V225H94V227H96L95 226V224ZM157 223V222H156ZM163 223H164V221H163ZM190 223V224H189ZM193 223V224H192ZM200 225H199V224ZM223 224L222 226L220 225V224ZM252 223V224H253ZM256 223V222H255ZM8 224V223H7ZM60 224V225H59ZM125 224H127V222L125 223ZM124 224V225H125ZM158 224V223H157ZM160 224V223H159ZM167 224V223H166ZM196 224H198V225H196ZM203 224V223H202ZM11 225V226H12ZM33 225V226H34ZM93 225H91V226H93ZM170 225V226H171ZM189 225V226H188ZM190 225H191V227H190ZM195 225V226H194ZM219 225V226H218ZM226 225V224H225ZM224 225V226H225ZM244 225V226H245ZM250 225H251V223H250ZM254 226H255V224H253ZM39 226V227H38ZM97 226V227H98ZM149 226V225H148ZM147 226V224H146V226L145 227H148ZM184 226V225H183ZM182 226V227H183ZM202 226V227H201ZM41 227V228H40ZM48 227H50L48 230H47V228ZM94 227H93V229H94ZM95 228V231L98 229V228ZM162 227V228H163ZM174 227V226H173ZM179 227V226H178ZM220 229H219V228ZM21 228V229H20ZM33 228V227H32ZM124 228H128V226L126 225ZM159 228V229H160ZM190 228V229H189ZM211 228V227H210ZM231 228H229L228 230H229V232H232L233 233V230L234 229H232L231 230ZM35 229V230H36ZM55 229V231L57 230L56 229V227L54 228ZM93 229H91V227H90V230H91V232L93 231ZM157 229H158V227H157ZM174 229H176V228H174ZM213 229V230H214ZM35 230L33 231V229H32V231L31 232H35ZM99 230V229H98ZM98 230H97V232H98ZM186 230V229H185ZM200 230H202V229H200ZM212 230V229H211ZM218 230H221L220 232L218 231ZM227 230V231H228ZM13 231V230H12ZM42 231V232H41ZM54 231V232H55ZM58 232L57 233H60V231L59 230H57ZM137 231H139V229L137 230ZM137 231L135 232V233H137ZM158 231V232H157ZM187 231V232H188ZM194 231V232H193ZM203 231V230H202ZM53 232V233H54ZM90 232V231H89ZM88 232V233H89ZM94 232V231H93ZM96 232V233H97ZM204 232H206V230L204 231ZM207 232H208V230H207ZM219 232V233H218ZM226 232V231H225ZM224 232V233H225ZM234 232H236V230H234ZM247 232V231H246ZM246 232H244V233H246ZM21 232H19V234H20ZM23 233V232H22ZM38 233V234H37ZM56 232H55V234H57ZM167 233H169V234H167ZM176 233V232H175ZM200 233V232H199ZM221 233H220V237H222V238H224V239H226L227 238V233H225L227 236H226V238H225V236H224V234H223V236L221 235ZM231 233V234H232ZM236 233H238V232H236ZM239 233H241V232H239ZM238 233V234H239ZM248 233V232H247ZM4 234H7V235H9V236H7L8 238V240H6V236H4L3 237V235ZM13 234H15V235H13ZM18 234V233H17ZM93 234H95V233H93ZM132 234V233H131ZM134 234V233H133ZM156 234V235H155ZM201 234V233H200ZM207 234V233H206ZM249 235H247V237L246 238H244L246 235L245 234H243V231H242V234L241 235H244V236H242V239H240V237L239 238H235L236 236H237V234H235V233H233L232 235H236L235 237H232V235H230L229 237H228V239H229V242H230V245H231V247H230V245L228 244L227 245V247H229L228 249H227V247H226V243H223V245H225V249H222L221 247H223L224 248V246H219V244H218V246H216L215 247V249H216V251H218L217 249L219 248L220 249V251H219V253H220V256L221 257H226L227 256V250H229V252H228V256H229V258L232 256V258H230V260L228 261V256L226 257L227 258V261H226V264H250V262L253 260L254 261V263H252V264H264V248L262 247V246H264L263 244H261L260 245V243L259 244H257L255 241V244H253V243H251L252 241L248 238V236H250V233H248ZM27 235H28V237H27ZM31 235H34V239L31 237ZM90 235H92V233L90 234ZM135 235V234H134ZM134 235H132V237H131V239L133 238V236ZM176 235L178 236V238H180L181 237V234L179 235L178 233H176ZM189 235V236H190ZM240 235V236H241ZM52 236V235H51ZM50 236V237H51ZM54 236H56V235H54ZM54 236H52V238H54ZM251 236H253V235H251ZM254 236H255V238H256V233L254 232ZM16 237V236H15ZM22 237L24 238V237H27V238H25V239H23L22 240ZM41 237V240L39 241V238ZM50 237H49V239H50ZM85 237H87L86 235H85ZM130 237V236H129ZM163 237V239H164V236H162ZM186 237V238H185ZM14 238V237H13ZM19 238H18V240H19ZM58 238V237H57ZM137 238V239H136ZM136 238H134L133 240H136V241H138L139 243H140V245H141V243L144 241V239L142 238V237H136ZM141 238L143 239V240H141ZM152 238V239H153ZM197 238V237H196ZM213 238L214 239H216V241L215 240H213ZM219 238V239H218ZM232 238H234L233 240H235V242H236V246L234 245V243H233V240H232ZM10 239H12V240H14V241H12V243H11V241H10ZM33 239V240H32ZM43 239H45V240H43ZM55 239V238H54ZM60 239V238H59ZM81 239H83V238H81ZM139 239H140V241H139ZM151 239V241L153 242V240ZM240 240V241H236V240ZM252 240H253V238H251ZM38 240V241H37ZM172 240L175 242V244H176V247H174V245L175 244H173L172 243ZM176 240V241H175ZM57 241V240H56ZM135 241V242H136ZM146 241V240H145ZM151 241H150V243H151ZM215 241V243H213ZM228 241V240H227ZM14 242V243H13ZM37 242H40V245H38V243ZM224 242H226L225 240H224ZM237 242H239V243H237ZM18 243V241L16 242V244ZM139 243L137 244V243H135V244H137V245H139ZM166 243H168V246H163L164 244L165 245H167ZM171 243V244H170ZM197 243V244H196ZM203 243H204V245H203ZM252 245H254V247L255 246H257V245H259L258 246V248L257 247H251L250 248V246H251V244ZM15 244V245H16ZM36 244L38 245L37 247H38V249H37V247H36ZM50 244V245H51ZM199 244H200V246H199ZM221 244V243H220ZM49 245V246H50ZM54 245V246H53ZM139 245V246H140ZM144 245V244H143ZM143 245H141V246H143ZM169 245H170V247H169ZM198 245V246H197ZM203 245V246H202ZM33 246H34V248H33ZM138 246V247H139ZM141 246L139 247V250L140 249H142L141 248ZM150 246H151V244H150ZM150 246H148V250H149V254H147V256H145L146 255V250H144V248H143V252H141L142 254V260H143V258H144V256L147 258V260L146 261H148V263H146V264H152V258L150 257V254L152 253L150 250H151V247ZM159 246V247H158ZM181 246V247H180ZM207 246V247H206ZM261 246V247H260ZM135 247V246H134ZM133 247V248H134ZM149 247H150V249H149ZM174 247V248H173ZM218 247V248H217ZM235 247V250H234V252H232L233 251V248ZM259 247L263 250V252L261 251V250H259ZM137 248V247H136ZM257 248V249H256ZM24 249V250H25ZM37 249V250H36ZM45 249V250H44ZM67 248H65V251L66 252H69V250L67 251L66 250ZM135 249V248H134ZM134 249H132V250H134ZM181 249H182V251H181ZM189 249H190V247H189ZM248 249H250L249 251L250 252H253V255L255 254L254 252L255 251H257L256 252V254L254 255V257H253V255H252V257H250V259H252V260H250L249 259V254H246L245 255V252H243V251H245V250H248ZM139 250H138V248H137V251L139 252ZM180 250V251H179ZM183 250H184V253H185V255H181V253L182 254H184L183 253ZM223 250H224V252H223ZM16 251V252H15ZM49 251H47V252H49ZM192 251H193V253H194V256H193V254H191L192 253ZM225 251H227V252H225ZM249 251H246V253H248ZM6 252V253H5ZM23 252V251H22ZM43 252H42V255H43ZM46 252V253H47ZM66 252H65V254H64V252L62 253L63 255L59 258V260H58V262H61V260L64 258V257H66ZM213 252H214V250H213ZM4 253H5V255L8 257V258H5V257H3V255H4ZM34 253H32L33 254V258L35 259V258H37L36 256H35V254ZM91 253V251L90 250H87L86 251V255H89ZM145 253V254H144ZM147 253H148V251H147ZM179 253H180V255H179ZM207 253H209L208 254V256L209 255H211L210 257H211V262L209 263L208 261H210L209 259H208V257H207ZM216 253V252H215ZM223 253H225V256H222L221 254H223ZM262 254L261 256L260 255H258V254ZM2 254V255H1ZM11 254V253H10ZM22 254H24V252L22 253ZM21 254V255H22ZM40 254H41V252H40ZM39 254V257H42V255H40ZM143 254H144V256H143ZM154 254H153V257H154ZM176 254H177V257H176ZM231 254V255H230ZM235 256H234V255ZM241 254V255H240ZM21 255H19L20 257H22ZM25 255H26V250H25ZM31 255V256H30ZM137 256L138 257V253L137 254H132V256ZM169 255V256H168ZM203 255H205V257H203ZM217 255H219L218 253H217ZM224 255V254H223ZM35 256V257H34ZM64 256V257H63ZM165 256H167V258L166 259H164V257ZM178 256H180L179 258H178ZM182 256V257H181ZM185 256V257H184ZM250 256H251V253H250ZM1 257H2V259H1ZM149 257V258H148ZM189 256H187L186 257V259L188 258ZM194 257V258H193ZM243 257V258H242ZM173 258H176L175 259V261H173ZM190 258H189V260H190ZM199 258H200V260H199ZM226 258H225V260H226ZM30 259H29V261H30ZM85 259V258H84ZM149 259H151V262H150V260ZM178 259V260H177ZM2 260V261H1ZM13 260V258L11 259V262H13L14 261ZM140 260V258L138 259V261ZM141 260V261H142ZM164 260V261H163ZM167 260H168V262H167ZM172 260V261H171ZM197 260V261H196ZM222 260V259H221ZM14 261V262H15ZM15 262L14 264H19V262ZM29 261H28V259H27V262L29 263ZM136 261H137V259L135 260L134 259V262H133V260H132V263L131 264H136ZM204 261H205V263H204ZM219 261H220V259H219ZM249 261V262H248ZM143 262V263H142ZM142 262H137V264L139 263V264H145V261L143 260ZM150 262V263H149ZM187 262V261H186ZM186 262H183V264L185 263L186 264ZM21 263V262H20ZM169 263V264H170ZM182 263V262H181ZM189 263V264H190ZM216 263V262H215ZM225 263V262H224ZM153 264H155V259H154V262H153ZM175 264V263H174ZM192 264V263H191ZM196 264H198V262L196 263ZM218 264H220V262H218ZM222 264H223V260H222Z\"/></svg>","mask_w":264,"mask_h":264},{"label":"bare ground","instance_id":"obj_2","mask_svg":"<svg viewBox=\"0 0 264 264\" xmlns=\"http://www.w3.org/2000/svg\"><path fill=\"white\" fill-rule=\"evenodd\" d=\"M4 1H6V0H4ZM14 1V0H13ZM22 0H17V2H16V0L14 1V5H15V3H18V2H20V3H18L19 5H21V4H23V5H21V8L24 6V8L23 9H20L21 11L23 10H26L27 9V11H29V12H27L26 11V13H32V14H36L37 15V17H33V15L31 14V16H29V15H27L29 18L28 19H26L27 17H25V14L23 13V15H24V19L21 17L22 15H20V13H18V14H16V12H15V14L16 15H18V16H20L21 17V19H18L17 17H16V19H18V25H16L17 27V30L15 29V25H11L12 24V22L13 21H9L11 24H9V22L7 23L8 25H10V27H12L13 28V26H14V32H16L17 31V33L18 34H16V33H12L11 31H13V29H11V31H10V27L8 26V25H4L2 22H3V20H2V22H1V20H0V22L2 23H0L1 25H0V30L2 31V30H4L5 28H4V26H7V30H9L10 31V33H12V34H7V35H9V38L11 37V38H14L12 35H17L18 36V39H20L22 36H20V38H19V35H20V33H19V28L18 27H20V29H27V31H28V28L30 27L31 28V26L33 27L34 25L35 26H37V24H39V23H42V25L40 24V27H38V28H35V26L33 27V28H31V29H33V31L30 33L31 35L33 34V32L34 31H36V32H38L39 33V30L38 29H40L41 31H42V29H41V27L43 28V31H45V33H49V31H50V33H52L53 34V32L51 31V25H55L56 26V23L58 24L59 22L58 21H60V18H64L65 19V16L63 15L64 14V11H62L63 13L60 15V16H62V17H58V15L61 13V10H59V8L60 9H62V8H66L67 9V7L66 6H62V4H64L65 3V1H68V0H63L64 1V3L62 2L61 3V5H60V2L62 1H60V0H58V1H49V0H47V2H46V0H43L44 2H46V3H49V4H54L55 2L56 3H58L59 4V7L57 8L58 10H54V6H57V5H53V10L52 9H50L51 11H60V13L58 14V13H56V14H58V15H56V17H53V18H57L56 20H55V22H54V24L53 23H50L51 25H48V23H47V21L46 20H48L47 19V17L49 16V15H44V11H48L46 8V10L43 8V10L41 9L42 7H44L45 5H46V3H44L42 0V2L43 3H41V1H38L37 2V0H36V4H35V0H25V1H22ZM49 1V2H48ZM71 1V0H70ZM79 1V0H78ZM91 1V0H90ZM94 1H95V4H94ZM92 3H93V5L95 6V12H97L98 14H102V19H100L101 21H99V17H98V19H97V21H96V19H94V18H97V17H94V15H93V13L91 12V14L93 15V17H92V19H94L97 23V25L95 24V26L93 25L94 23H95V21L93 22V28L92 27H90V26H92L91 24L88 26V27H86L87 25H85V23L82 21L83 19L84 20H86V18H89V20H90V22L92 23V20L90 19L91 18V16L90 17H84L83 19H78V18H82V14L80 13V12H85V14L84 15H87V16H89V13L90 12H88V10H86V8L84 7V6H87V5H84V4H87V1L85 2V0H81V3H78V2H76V0H75V2H76V4H75V2L73 1V3H74V6H75V8L77 7V11H75L74 9V14H73V12H72V15L69 13L68 14V9L67 10H65L67 13H66V15H67V17H72V16H74L75 14H78V11H80L79 12V14H81V15H78V18H76L75 20H77L76 22H78L79 24L78 25H80V23L81 22H83V23H81V25L80 26H82V24H84L83 25V30H85L86 31V29H91L92 30V33H89L90 35H88L87 34V36L86 35H84L85 33H87L88 31H84L85 33L83 34L84 35V37H85V39L87 40V39H89L88 38V36L89 37H91L92 36V38H94V36H93V34L98 30V29H96V28H100V24H98V23H100V22H102L103 20H106L107 19V17L111 14V12H110V14L108 13L109 11L106 9L108 6H106L105 5V7H103V5H102V7L104 8V9H106L105 11L106 12H104L103 13V9L101 8V9H99L100 10V12H98L99 10H98V0H94ZM100 1V0H99ZM109 1V0H108ZM116 1V5H120V3H117L118 1H120V0H115ZM123 1V5L124 4H126L127 2H125L124 0H122ZM121 1V2H122ZM178 0H175V2H177ZM180 1V0H179ZM52 2V3H51ZM72 2V1H71ZM71 2H69V5H70V3ZM80 2V1H79ZM82 2H83V4H82ZM101 3H102V0L100 1ZM110 2V1H109ZM108 2V3H109ZM132 2H135V5L136 6H133V5H131L130 6V3H132ZM132 2H131V0H130V3L128 2L127 3V5H124V7H129V9H130V11L132 12V14L133 13H135L136 14V17L134 18V15H133V18H132V20H139V22H140V24H142V27H141V25L139 24V23H137L136 21L134 22V21H132V22H134V23H132V25L134 26V28H135V25L136 24H138L141 28H142V30H140L141 28H139V26L137 27V28H139V30L140 31H143V35L145 36V34L147 35V38L149 39V38H152L151 39V41L150 40H148V41H146V42H149V45L150 46H153V44H154V41L152 42V40H156V39H158V40H156L155 42V44H154V46H153V49L151 48V50H148L149 49V47L148 48H145V47H147L148 45H147V43H145V45H143V47H142V44L145 42L144 40H145V38H146V36H145V38H144V36L141 34V33H137V31H136V33L138 34V35H142L141 36V38L143 39L144 38V40H142L141 38V41H139V39H138V41L140 42V44L138 43L137 44V48L138 49H140V48H142V49H140L139 51H138V53H136L137 54V56L139 57L140 56V54H142L141 56H142V62H144V63H142V64H139V62L140 61H138L139 59H141V56L139 57V58H136L137 56L135 55V52L134 51H136V50H138V49H136L135 50V47H133V46H131L130 45V47L132 48V50H131V53L132 54H130L129 53V56L130 55H135V56H126L127 57V59H125L124 58V61L125 62H123L122 61V63H120V65H118L117 64V67L116 66H114V65H112V66H110V65H106V67H104L105 69H103L102 71H101V74H100V82H99V86L101 85V86H105L106 84H108L109 86H110V84L111 83H115L116 84V80L118 79V75H113L114 73H119V72H114L113 73V71H116V68H117V70L119 69V71L121 72L120 74H121V78H123L122 80L125 82V80H127V81H135L136 79H138V78H140L141 76L143 77L145 74H139V72L141 71V70H144V71H148V65H147V63H152V62H158V63H165L166 65H169L170 64V57H169V55L168 56H164L163 58H164V60H162L163 58H162V54L164 53V52H166V51H170V50H175L176 52H178V51H180V49L182 48V47H184L185 49H181L182 50V52H183V50H186L187 51V56L185 57L186 58V62H187V65H186V67H193V66H201V65H196V64H202V63H200L201 61L202 62H206V55L208 54V52L207 51H205V52H207L206 54H205V52H204V54H203V52L201 53V52H198V50L199 51H203L202 49H206V47H207V49L209 48V56H208V58H210V59H208L207 58V60L209 61L210 60V62L211 61H213V62H215L217 59H220V58H223V56H225V55H232V54H230V53H233L234 51L235 52H238V51H244V50H246V49H244V48H249V46H253V45H256L257 46V44L259 45V46H261V45H263L264 46V30L262 29V27H263V25H264V0H186L185 1V5H184V1L183 0H181L180 2H178L179 3V8L176 6L175 7V2H174V0H132ZM175 3V4H173V3ZM37 3L39 4V7L37 6ZM55 3V4H56ZM137 3V4H136ZM182 3V4H181ZM17 4V5H18ZM27 6L26 7V9H25V5ZM68 4V3H67ZM67 4H65V5H67ZM72 4V3H71ZM77 4H81V6L80 7H82V5H83V9L81 8V10H80V7L79 6H77ZM100 4V3H99ZM105 4H107V3H105ZM109 4H113L114 5V3H113V1L111 0V3H109ZM181 4V5H180ZM18 5V6H19ZM41 5H43L42 7H41ZM48 5V4H47ZM46 5V6H47ZM69 5H68V7H69ZM73 5V4H72ZM72 5H71V7H72ZM89 5H90V7H91V2H89ZM118 5V6H119ZM121 5H122V3H121ZM122 5V6H123ZM174 5V6H173ZM216 5V6H215ZM45 6V7H46ZM52 6V5H51ZM61 6V7H60ZM94 6H92L91 8L93 9V11H94ZM101 6V5H100ZM122 6H119L120 8L122 7ZM172 7V9H174V8H176V9H180V6L182 7L180 10H176V13H179V14H181V15H178V14H176L175 12H174V10L172 11V9H170L171 7ZM208 6H209V8H208ZM16 7V6H15ZM48 7H50L49 5H48ZM71 7H69V10H71L70 8ZM112 5L110 6L109 5V9H111L112 10ZM116 7V6H115ZM124 7H122V8H124ZM135 7V8H134ZM137 7V8H136ZM170 7V8H169ZM174 7V8H173ZM17 8V7H16ZM15 8V9H16ZM37 8H38V11H37ZM42 10V12L40 13V9ZM74 8V7H73ZM118 8V7H117ZM132 8H134L135 10H134V12L131 10ZM19 9V8H18ZM85 9V11H82V10H84ZM116 9V8H115ZM171 11H170V10ZM14 10V9H13ZM40 10V11H39ZM50 10H49V14H50ZM72 10V11H73ZM110 10V11H111ZM118 9H116V11H117ZM20 11V12H21ZM87 11V12H86ZM102 11V12H101ZM116 11L113 13V15H115V13H116ZM120 11H121V9H120ZM139 11V12H138ZM177 11H179V12H177ZM37 12V13H36ZM38 12L40 13V14H43V20H45V21H42L41 19H42V17H40L41 15H39L38 14ZM75 12H77V13H75ZM112 12H113V10H112ZM118 12H119V10H118ZM136 12H138V13H136ZM172 12H174V13H172ZM185 12H187V15L186 14H184ZM14 13V12H13ZM47 13V14H48ZM87 13V14H86ZM96 13V15L98 16V14ZM11 14V13H10ZM46 14V13H45ZM53 13H51V15H52ZM90 14V15H91ZM119 14V13H118ZM139 14V15H138ZM9 15V14H8ZM11 15H13V14H11ZM15 15V16H16ZM54 16H55V12H54V14H53ZM95 15V16H96ZM103 15H105L106 16V18H104L103 17ZM183 15V16H182ZM4 16H5V14H4ZM3 16V18H4V20L5 21H8L7 20V18L6 17H4ZM39 16V17H38ZM116 16V15H115ZM137 16H140V19H139V17H137ZM180 16H182V18L184 19V21L182 20V22L185 24H183L182 22H181V19H179L180 18ZM11 17H13V16H9V18H11ZM30 17H32V18H30ZM66 17V19L64 20L63 18H62V20H64V21H62L61 20V24H60V27L59 26H57L58 28H59V30H60V28H61V25H62V23H66V20L68 19L69 21H71L69 18H67ZM76 17V16H75ZM110 18L112 17L111 15L109 16ZM109 17H108V19L107 20H109ZM186 17L187 18H190V20L189 19H186ZM2 18V19H3ZM6 18V19H5ZM8 18V19H9ZM35 18V19H34ZM36 18L39 20V18H41L40 20H39V23H37L35 20H36ZM50 20L48 21V22H52L51 21V19L53 20V18H52V16H51V18H50V16L48 17ZM113 18V17H112ZM138 18V19H137ZM207 18H209V20L211 19V20H213V22H210L209 20V23H208V21L207 22H205L204 24H203V22H204V20L206 21L207 20ZM225 18H229L228 20H230V21H226V19ZM30 19H34V23H33V21L31 20V22H32V24H28V23H30ZM118 19V18H117ZM222 19H223V21L227 24H223L224 22H222L221 23V21H222ZM12 20V19H11ZM14 20V19H13ZM19 20H20V22H22L21 20H25V24L24 25H22L23 24V22H22V24L19 22ZM26 20H28L27 21V24H28V26L26 25ZM58 20V21H57ZM68 20H67V23L66 24H68L69 25V23H68ZM113 19H110L109 21H112ZM156 20H158L159 21V23H158V21H156ZM186 20H188V21H190V23L192 22V24H191V28H192V26L194 27L196 24V26L194 27V28H192L190 31L193 33V35L195 36H193V37H191V34H190V36L187 38V36H185V38H183V39H186L185 41L183 40L182 42L184 43V45H182L181 46V41L179 42V40H182V38L180 39V37H184V34L185 35H188V33H190V31H188L187 29V27H189V29H190V26H188L189 24H187V22H186ZM203 20V21H202ZM16 22V24H17V20H15ZM42 21V22H41ZM80 21V22H79ZM118 21V20H117ZM154 21H156L155 23H152V24H154V28H150V26H151V24L149 23V22H154ZM43 22H45V23H43ZM87 22H88V20H87ZM114 23H116L115 22V20L113 21ZM228 22V23H227ZM229 22H230V24H229ZM35 23H37V24H35ZM46 23H47V29L49 30H47V32H46V30H44V28H46V27H43V26H45L46 25ZM113 23V24H114ZM118 23H120V21H118ZM180 23V24H179ZM181 23H182V27H183V25H184V28L182 29L181 28V26H179V25H181ZM194 23V24H193ZM14 24V23H13ZM20 24V25H19ZM65 24V25H66ZM150 25V26H147V25ZM199 24V25H198ZM31 25V26H30ZM59 25V24H58ZM99 25V27H97ZM116 25H118V24H116ZM187 25V26H186ZM226 25V26H225ZM21 26H22V28H21ZM27 26V27H26ZM63 26V29L65 28V29H69V30H67V32H69V31H72V27H70V25L69 26H66V27H64V24L62 25ZM119 26V25H118ZM2 27H3V29H2ZM8 27H9V29H8ZM69 27V28H68ZM84 27H86L85 29H84ZM116 27V26H115ZM114 27V28H115ZM186 27V28H185ZM71 28V29H70ZM80 29L82 28V27H79ZM117 28V27H116ZM137 28H135V29H137ZM182 29V31H184V29L185 30H187V31H185V33L183 32L182 33V31H181V29ZM5 29V30H6ZM36 29V30H35ZM65 29L63 30V31H65ZM80 29H76V30H74V32L76 31H80V33L83 31H81ZM95 30V32L93 33V31ZM149 29L150 30H152L154 33H156L155 34V36H153L152 37V35H154V33L153 32H149ZM4 30V31H5ZM62 30V29H61ZM60 30V31H61ZM178 30L181 32L180 34H183V35H179L178 33ZM24 31V30H23ZM27 31H26V34H28L27 33ZM30 31V30H29ZM42 31V32H43ZM63 31H61V32H63ZM111 32L113 31V30H110ZM155 31H157V32H155ZM7 32V31H6ZM6 32H5V34H6ZM20 32H21V30H20ZM25 32V31H24ZM36 32H34L35 34H33V35H35V36H33L34 38H36L37 37V39H39L40 40V38H42V40L41 41H44L46 38H44V40H43V37H45V36H41V35H39V37L37 36L38 34L36 33ZM59 32V31H58ZM76 32H75V35H73L74 33L73 32H71L72 33V35L73 36H70V37H67L69 34L71 35V33H68L67 34V38L69 39V38H71V37H75L76 36ZM98 32H99V34H100V30H98ZM98 32H96L95 33V35L97 36L98 34ZM109 32V31H108ZM111 32H109L108 33V35L111 33ZM113 32H115V31H113ZM112 32V33H113ZM139 32V31H138ZM176 32H178V33H176ZM186 32H188L187 34H186ZM8 33V32H7ZM23 33V32H22ZM21 33V34H22ZM45 33H43V34H45ZM47 33V34H48ZM55 33V32H54ZM111 33V34H112ZM151 33H153V34H151ZM178 34V36L176 35V34ZM25 34V33H24ZM25 34V35H26ZM29 34V35H30ZM40 34H42L41 32H40ZM47 34H45V35H47ZM59 35H61V33H58ZM66 35V32L64 33H62V35L63 36H65ZM110 34V35H111ZM116 34V32L114 33V35ZM136 34V35H137ZM151 36H149V35ZM0 35H2V36H0V37H3V34L1 33ZM23 35V34H22ZM30 35V36H31ZM48 35H50V34H48ZM56 35V34H55ZM83 35H82V38H83ZM114 35H112V36H114ZM156 35H158V36H156ZM4 36H6V35H4ZM16 36V37H17ZM80 36H81V34H80ZM104 36V35H103ZM107 36V35H106ZM120 36V35H119ZM118 36V37H119ZM140 36H138V37H140ZM16 37L14 38L15 40L14 41H16L17 39H16ZM23 37H26V36H23ZM32 37V36H31ZM99 37V36H98ZM98 37H95L96 39H98ZM110 37V36H109ZM117 37V38H118ZM158 37V38H157ZM4 38L5 37H3V40H4ZM6 38H7V36H6ZM81 38V39H82ZM94 38V39H95ZM106 38V37H105ZM154 38H156V39H154ZM177 38V39H176ZM191 38H192V41L190 42V40H191ZM84 39V40H85ZM91 39V38H90ZM89 39V41H91ZM93 39V40H94ZM100 39V38H99ZM104 39V38H103ZM178 40L177 42H179L180 43V45H178L177 47H175L174 46V44L175 45H177L176 44V40ZM190 39V40H189ZM7 40H8V38H7ZM70 40V39H69ZM84 40L82 41L83 43H84ZM102 40V39H101ZM174 40H175V43H174ZM187 40H189V42H190V44H188L189 42L187 41ZM20 40H18L17 42H19ZM46 41V40H45ZM74 42L75 41V39H71V41L70 42ZM79 41V40H78ZM77 41V42H78ZM97 41H99L100 42V40H96V42ZM187 41V42H186ZM204 41H207V43H210V44H207V45H209V47L208 46H206L205 48H204V44H205V42ZM76 42V43H77ZM81 42V40L78 42L79 44H80V46L78 47V48H80L81 47V45L83 44ZM94 42H95V40H94ZM103 42H105V41H103ZM107 42V41H106ZM106 42H105V44H106ZM68 43V42H67ZM75 43V42H74ZM82 43V44H81ZM91 43V42H90ZM90 43H88V44H90ZM93 43V42H92ZM174 43V44H173ZM187 43V44H186ZM192 43V44H191ZM203 43V45H201ZM69 44V43H68ZM67 44V45H68ZM70 44H73V43H70ZM85 45H86V47L88 46V44H87V42H85L84 43ZM83 44V45H84ZM74 45V44H73ZM84 45V46H85ZM140 45H141V47H140ZM147 45V46H146ZM189 46V49H186V48H188L187 46ZM97 45H95L94 44V48H93V52H94V50H95V47H96ZM107 46V45H106ZM145 46V47H144ZM181 46V47H180ZM201 46H203L202 47V49H201ZM251 46V47H252ZM75 47H77V46H75ZM91 47V46H90ZM174 47H175V49H174ZM191 47V48H190ZM112 48H114V47H112ZM144 48L148 51V53H144ZM179 49L178 51L176 50V49ZM90 49H92V48H90ZM134 49V50H133ZM243 49V50H242ZM152 50H153V52H152ZM91 51V50H90ZM89 51V52H90ZM143 51V53H141ZM149 51H151V53H149ZM186 51L184 52L185 54H186ZM87 52V51H86ZM137 52V51H136ZM181 51H180V53H182ZM241 52V53H242ZM91 53H92V51H91ZM120 53V52H119ZM154 53V54H153ZM239 53V52H238ZM237 53V54H238ZM240 53V54H241ZM88 54V53H87ZM114 53H112V55H113ZM116 55H119L118 53H115ZM151 54V55H150ZM153 54V55H152ZM183 54V53H182ZM201 54H203V55H201ZM90 55V54H89ZM92 55V54H91ZM121 55V54H120ZM156 55V56H155ZM152 56H155V57H152ZM118 58V57H117ZM205 58V60L203 61V59ZM224 59V58H223ZM222 59V60H223ZM118 61L120 62L121 60H120V57H119V59H118ZM161 61V62H160ZM218 61V60H217ZM216 61V62H217ZM221 61V60H220ZM264 61V60H263ZM118 63V62H117ZM261 64V65H260ZM259 65H250V66H247V67H245V68H243V69H238L237 71L239 72H237L238 74L237 75H230V73H222V74H219V75H217L216 77H215V79L214 80H218V81H213L212 82V84H211V86H216V85H220L221 84V87L222 86H224V83L227 85V84H231V85H234L235 84V82H237V80H239V76H247V77H250L251 78V80H252V91L251 92H253L252 94L255 96V97H259L260 95L263 97L264 96V76H263V79H261L262 78V75H264V62L263 63H260ZM183 65V64H182ZM109 66V67H108ZM184 66V65H183ZM63 66H60V70L62 71V72H64L63 74L64 75H62V72H61V76H63V78L61 77V79H60V74H59V71H58V73L57 74H59V78L58 79H60V83L59 84H57V86H56V84H53V85H55V87L54 88H52V87H49V88H45L47 91H49V90H51V92H48V94L50 93V95H51V93L53 94V92H57V93H59V95L60 94H66V93H72V91H74L75 89H76V85H75V81L73 80V78H72V76H71V74L67 71V70H65L64 69V71L62 70L63 68H62ZM119 67V68H118ZM62 68V69H61ZM115 68V70H113ZM197 68V67H196ZM58 70H59V67H58ZM113 70V71H112ZM168 70H171V68L170 67H168ZM53 75V74H52ZM51 75V76H52ZM56 78H57V76L55 77V80H56ZM57 79V80H58ZM120 79V78H119ZM54 80V79H53ZM54 80V81H55ZM121 79H120V82L122 81ZM50 81V80H49ZM48 81V82H49ZM54 81H53V83H54ZM122 81V82H123ZM126 81V82H127ZM56 82V81H55ZM58 82V81H57ZM119 82V81H118ZM191 82V81H190ZM193 83L194 82H192V84H190V85H192L193 86ZM120 84V83H119ZM186 84H188V82L186 83L185 82V86H187ZM197 84V83H196ZM45 85H49L48 83L46 84L45 83ZM51 85V84H50ZM189 85V87H191ZM13 86H14V84H13ZM107 86V85H106ZM176 86V85H175ZM174 85H173V88L175 87ZM178 86V85H177ZM182 86V85H181ZM15 87L16 86H14L13 87V89L15 90ZM94 87H97V85L95 84V86ZM183 87V86H182ZM188 87V86H187ZM186 87V88H187ZM194 87V86H193ZM192 87V89H194ZM17 88V87H16ZM7 89V90H6ZM5 89V92H7L8 93V95H10V93H13V92H15V91H13L12 92V88H6ZM8 89H9V91H8ZM161 89H163V87L162 86H156V87H154V88H148V89H144V90H134V92H131V93H128V94H126V95H128V96H130V97H132V98H130V99H123L122 97V95L121 96H119V95H117V98H121V103H120V101H119V105L121 106L120 108H124V111L126 112V111H128L127 109H125L127 106H136V110L134 109V111H135V114H136V116L137 117H135L134 115H133V113H132V117H134L135 119L136 118H138L139 116L141 117H143L142 119L139 117L138 119V121H139V123H138V125L139 124H142V126L141 125H139V127L141 128V130L142 129H144V130H142V132L144 131L145 132V134H143L142 132H141V130H139V132L138 133H140V134H142V135H145V137H144V140L146 141L147 139H146V136L147 135H149V140H148V142L146 143L145 141H143L145 144H144V147H138V148H140V149H138L137 148V150H135V151H137V153H142V155L143 156H145L146 158H148L149 156H150V154H148L147 153V148H148V150H150L149 151V153L152 151V152H156V150H158V152H160L159 153V155L160 156H162V154L161 153H163V151H167L168 149H170L171 147H173V148H175V145L176 144H180V145H177V147L179 146H183V144H182V141L183 140H186V142H188V138L187 137H184V136H187V135H189V133H190V136H191V138L193 137L192 135L193 134H196V135H194V140H193V138H192V142L193 143H190L191 145L193 144L194 146H200L202 149H203V153H202V155H203V157L201 158V157H196V156H198V153H196V154H194L195 152H198V148L196 147H194L193 149H192V146L190 145L189 146V148L188 147H186V143L184 144V146L183 147H180L181 148V150L185 147V149H183V150H185V151H181L180 150V152H178L179 151V147L177 148L176 147V149H173V148H171V150L175 153V155H176V157L174 158L173 156V158H174V160L172 159V158H170L171 157V155H174V154H172L173 152H171L170 150H168L165 154L163 153V157H167V156H169V157H167V159H166V157L163 159V158H160L162 161H165V159H166V161H168L169 163L167 164V165H169L168 167H166V168H169L170 170H168V169H165V172H167L166 173V175H165V177H163L164 175H160V173H158L157 172V170H155V165L153 166V169L152 168H150L151 169V171H149L148 170V172H146L145 174H142L140 171H137V175H138V172H139V174H142V175H138V176H136V175H134L135 173L134 172H136L135 171V169H134V172H133V170H132V173H134L133 175H134V177H132L131 176V173L129 174V177H128V173H127V170L124 172V173H126V175L125 174H123V176H122V179L123 180H125V178L127 179V178H129V179H127L128 181V183H126V180L123 182V183H125V184H127V185H124L123 184V186H121L120 187V190L118 191H116V192H113V193H110V190L108 191L107 189H102V187H100V190H98V192H95V191H93L94 190V188H92V189H89V184H87V182H82V184H84V185H86L85 187L89 190V192L88 193H90L91 194V192H92V194L91 195H93L94 196V199L96 198V197H98L97 199H98V202L96 201L97 199H95V201L94 202H92L94 199H93V196H89L88 194V196L85 194V195H82V196H85L84 198L82 197H80V199H77V198H79L78 196L80 195L78 192H80V190H81V188L79 187V186H81L80 184H79V181H77L78 180V175H77V179H76V176H74V174H73V176L75 177H73V178H68V179H70V180H76L77 182H76V184L77 185H75L72 181V183H71V185L72 184H74L73 186L75 187L74 188V190L73 191H75V193L74 192H72L71 191V195H70V193L68 194V198L66 197L67 196V190L65 191V189H66V185H64V187H65V189H64V187L62 186V189H61V186H59V190H63V191H65V192H61L60 193V191H59V193H60V195H62V193H65L64 194V196L66 197V198H63V199H67V202L69 203V204H71V201H72V199L75 201V203H74V205L75 206H73V208H72V210H71V208H70V206H72L73 205V203H72V205H69L66 201H64L63 199L61 200L62 202L64 201V202H66L67 203V205L66 204H64V202H63V204H62V202L60 203V204H62L63 205V207L62 208H65V210H67V212L65 211V210H63V209H61L62 210V212H64V216L63 217H67V219L66 218H64V219H66V220H64V219H62L63 221H64V223H60L59 225H60V227L61 228H58L57 227V225L55 226L56 227V229L57 230H61L60 231V233H57L58 231L56 230L55 231V227H54V225H55V222L54 223H50L51 225H52V227H53V229H52V233H51V225H49V222H51V220H53V218H51L52 216H53V214L52 215H49V216H51L49 219H50V221H49V219H48V214H46V211H48V209L47 208H45V210H44V208L42 209L41 208V204H40V208H41V210H42V212L44 213V211H45V215L43 214V216H42V214L40 215V216H42L43 218H45V219H43V222H44V220H46V222H44V225L47 223V221H49L48 222V224L46 225V226H50V227H48L47 228V232H45L46 230H44V228H46V226H44L42 223V230H44V232H45V234H47V236H48V233H49V235L51 234L52 236H54V235H56V236H54V238H52V236L50 237V236H48V240H51L50 241V244H51V242H53V240H54V242L53 243H60L61 242V244H59L58 246H56V247H53V248H50V247H52V244L49 246V245H47V249H49L50 248V251L49 250H47V251H49V252H45V254H44V252H43V247H42V245L41 246H38V245H40V242H37L38 243V245L36 244V247L38 246L39 247V249H38V247H37V249H38V251L41 249V254H40V252H38V257L36 256V254L34 253V251H32L31 252V257H32V259H30L29 257H28V255H29V250H27V249H25V248H29V244H30V242H31V239H30V237H28V235H27V237H28V239H30V242H29V244H27L26 242H28L29 240L28 239H25V238H27V237H22V240L23 239H25V240H28V241H25L24 240V242L27 244V247H25L26 245H25V243H22L23 245H25V246H23V247H25L24 249L26 250V255H25V250L24 249H21L22 248V246H21V248H20V251L22 250L23 252H24V254H22L23 252L21 251V253L19 254V251L18 250H16V247H14V246H18L17 248H19V242L21 243V240H20V238L19 237H17V236H19V235H21L22 236V234H24L25 232H24V229L27 231V232H30V233H28L29 235L31 234V233H35L34 235H36V231L39 229H36L37 228V226L36 225H41L40 223L38 224L37 223V221L38 220H40V221H38V222H42V219H40V217H38L37 215H39L40 213H41V210L38 208L39 207V205L37 204V202L35 201L36 199L35 198H32V197H36L34 194H36L38 191H36V193H33V191H35V190H33V189H31V188H29V190L30 191H25L24 192V188H25V186L23 187V188H21V189H23V190H20L18 187H19V185H18V183L16 184L13 180H15V179H17L16 177H14L15 175L13 174V177H14V179H12V182H14L13 184H15V186L17 185V187L16 188H18V190H19V192H16L17 193V196H15V193L14 192H11L12 190H10L11 189V187L12 186H14L13 184H11V187H10V182H8V185H9V187H8V185L6 186V184H4V183H6V182H4V183H0V185L2 184V186H4V187H7V189L5 190V192H1L2 191V189H0L1 191V194H0V209L2 208V206L7 202H5V199L6 198H9L10 197V192H11V194L13 193V195H14V201H17V200H15V198H17L18 197V194H19V196H22V195H27L26 197H28L29 196V194H30V192H32L33 193V195L32 194H30V196L29 197H31L33 200H31V198H29V202H28V198L26 199H23V198H19L22 202H23V200H24V203H22L20 200H19V202H21L22 204H30V205H28V206H31V208H34L35 207V205L37 204V207H35L34 209H36V208H38V212H39V214H37V212H36V218L35 219H37V217L39 218L37 221H35L36 223H35V225H34V223H30V222H27V220L25 221V222H23V219L21 220L22 222H20V224L22 223V227L24 228L23 230H19V232H21L20 234H19V232H17L18 231V229H19V226L21 227V225L20 224H17L19 221H20V218H21V213H22V210H24V209H20V208H18L19 209V211H21L20 212V215H19V213H15V211L14 212H12V210H14L13 208H12V205H13V203H14V201H12L13 200V198L12 197H10L11 199H10V202H11V205H9V206H11V209H10V212H9V209H6V211H3V209H4V207L2 208V211H0V219L1 220H3L4 219V222H5V224L6 225H8V227L6 228L7 229V231H9L10 229H12V230H10V232L11 233H9L8 232V234L9 235H11L13 232L15 233V231L18 233H15V234H13V235H15V236H11V237H9V238H12V239H14V240H16V238H17V241H18V243L16 244V242L14 241V240H12V239H10V241H11V243H12V241H14L15 242V244H11V246H12V248H14L16 251H17V254H16V256L19 254V255H21L22 257H20L19 255H18V257L20 258V262L18 261V258L16 257V261L14 260L15 259V254H14V252L12 253V252H10L9 253V255H8V253H6L7 254V256L10 258L11 256H12V254H13V256H12V258H13V260L15 261V262H19V264H131L132 263V260H133V262H134V259L136 260L137 259V261H136V264H137V262H142L143 260L145 261V264L146 263H148V261H146L147 260V258L145 257V256H147V254H149L150 252H149V250H148V246H150V244H151V252H152V245L155 243V242H158V245H160L159 243H161V242H164L165 241V239L168 237H166L164 234L163 235H158V236H160V238L159 237H157V240L158 241H155V239L154 238H156V236L153 238L152 237V235L154 234V232L156 233V230H159V234L161 233V231L162 230H164V229H166L168 232H170V230H171V232H172V228H173V230L176 232V233H178L179 235L181 234V237L180 238H178V236L176 235V233L174 232H172V238L170 237V234L169 233H167V234H169V238H171V239H173L174 237V235H175V239H177V243L178 244H180V245H182V243H180V241L178 240V239H181V238H183L184 236H186V237H188L189 239L188 240H190V237L191 236H195V235H188L187 233H192V231L190 230V231H188L187 229V227L186 228H184L186 225L184 224L185 223V220H183V219H185L184 217H185V215H184V213H185V210H184V213H182L183 211L180 209H178L179 207H181L182 206V204H184L185 203V205H187L186 204V201H188L189 199H190V192L189 191H191L194 187H191V189H190V186H192V185H188L186 182V184L185 185H188L187 187H184V178H188V179H194V181L195 180H197L198 179V181L200 180L201 181V179H199L200 177H201V175H202V181H203V179H205V177L203 178V175H205L204 173L205 172H207V181L208 180H210V181H212V184H213V186L216 188V189H218V187H219V183L220 182H226V181H224L225 179L223 178V180L221 179L220 181H219V179L221 178V177H223V175L224 176H233V177H235V179H236V182L235 181H233V180H235L234 178L233 179H230L229 180V178L228 177H226V180L228 179L229 181H228V184H229V182L232 180L233 182H230V183H233V185H234V183H236L235 185H236V188H234V191L236 192V194H234L233 195V193H232V195L231 194H229L230 193V191L228 192H226L225 193V191H226V189L227 190H229L227 187L225 188V186H226V184L227 183H223V184H221V185H223L222 187H224V193L225 194H227V195H231V196H227L226 195V198H225V195H224V193H222L221 191H223L222 190V188H221V185H220V188H221V190L220 189H218V194H216V189H215V191H213L212 189V193H214L215 194V196H213L214 198L215 197H218V200L220 201V200H222L223 198V196L221 197V198H219V195H220V193H222L223 195H224V198L227 200V201H230V204L232 203V202H234L235 201V206H234V210H233V206H231L230 204H229V202L227 203L228 204V206H229V208H231V211L228 209V207L226 206L227 204L226 203H224L223 201H224V199H223V201H221V202H223V204L227 207V208H225V207H222L221 205H219V204H221L218 200H214V198H213V200L212 201H214V202H216L217 201V205H216V203L214 204L211 200H209V199H207V198H210V196L212 197V195L210 194V192L209 191H207V192H205V194H204V200H205V202H208L207 200H209V202L210 203H213L212 205V207L210 206V203H205L206 205L208 204V206L209 207H211V208H209V207H207V213L205 212V220H206V223L204 222V221H202L203 219H201V217H200V219L201 220H199V218H198V220H199V222L200 221H202V223L200 222V224L203 226H201L202 228H199V231H198V227L199 226H195V227H197V229H192V230H196L195 231V234H196V232H197V234H199L198 236H196V237H194L193 239H195L196 241H197V243L199 242H201L202 243V241L204 240V241H206L207 239H208V242L209 243H211V241H209V239L210 240H212V238L211 237H213L214 236V238H215V236L217 237V235H211V231L214 233V234H216V230L213 228L215 225L213 224L216 220H219L218 218L220 217V216H226V218L225 217H223L224 219H226V221L228 220L227 219V215L229 214L230 215V217H231V213L233 214V216H232V219H234V217H235V219H242V218H244V215H246V218L248 217V212L249 211H246L247 212V214L246 213H244V211H243V206H244V204L241 202L244 198H249V200H250V198H252V200L254 201L253 202V204H254V208H255V210L258 212V216L257 217H255V222L253 223L252 221H253V219H250L251 220V222H248V225L249 226H252L250 229H246V227H247V225H245V223L244 222H242L243 223V226H242V223L240 222L239 223V221H238V223L242 226V227H237V224L235 225L236 227L235 228H238V229H234L233 227V225H234V222L232 221V219H230L229 218V220L232 222H230L231 224H233L232 225V228H231V226L230 225H228L229 226V228H231V230L232 229H234V230H236V232H241V233H236V232H234V230H233V233H235V234H237V236L236 235H232L233 233L232 232H229V228L228 229H226L227 227V224H230V223H223V224H220L221 222H220V220H219V224L222 226L223 225V229H224V227H225V233H227V235L223 232V233H221L222 231L221 230H218L220 233H221V235L223 236V234H224V236H225V238H226V236H227V238L226 239H224V238H222V237H220L219 235H220V233H219V235H218V237L219 238H221V240L223 241V243H226V247H227V245L229 244L230 245V242H229V239H228V237L230 236V235H232V237H235V238H239L240 237V239H242V236H244V235H241L242 234V231H243V234H245L246 236L244 237V238H246L247 237V235H249L248 233H250V236H248V238L252 241L251 243H253L255 240V242L257 243V244H259L260 243V245L261 244H263L264 243V198H261V197H264L263 195H264V191H262V193H260L261 191H259V190H257V191H255L254 189H253V191H251V189H250V187H249V190L251 191V193L249 194V192H248V187H246L247 185V182L248 181H250V179H248V177H245L246 176V174L245 173H242V172H239V170L240 169H238L239 168V166L240 167H242V165H243V172H245L244 171V169L246 170V168H245V165H249V163L247 164L246 162H245V165H244V163L243 164H241L240 163V161H238V164L236 165V164H233V163H236L237 162V160H235L234 158H232L233 159V161H236V162H231V160L232 159H230L232 156L230 155L231 154V152H230V150H228V153L227 152H224V151H227L225 148H227V145H225L224 146V144L225 143H227V141H228V146L230 145V144H232L234 141H235V139L237 138H235L234 140H232L233 138H234V136H235V133H233V138L231 137V136H229L232 132H233V130H232V128H234L233 126V124H230V121L228 120V119H223V118H226V116H225V114L227 113V111H226V109H224L223 111H224V113L223 112H221L222 111V107H221V109L219 110V108L220 107H218V105L217 104H214V103H212V104H214L213 106H212V104L211 103H205V106L204 105H199L197 108H195V110L193 111V113H191L189 116L191 117L190 118V120H189V118L188 119H184V120H182V121H180V119H179V115H178V113H179V110L182 108V106H180V104H178V105H174L173 104V101L172 100H170L171 102H167V101H165L164 102V97L161 95V94H159V91L161 90ZM174 89H176V88H174ZM188 89V88H187ZM45 90V91H46ZM18 91H19V93H20V90H17L16 92H17V94H18ZM46 91V92H47ZM192 90L189 88V90H188V92H185V94L184 95H188V93H192L191 92ZM194 91H195V89H194ZM3 92H4V90H3ZM35 92V91H34ZM34 92H28V93H33L34 94ZM41 92V91H40ZM42 92L43 93H45L43 90H42ZM42 92L41 93H38L39 95L40 94H42ZM7 93H5L6 95H3V96H5L4 97V100L7 98ZM23 93V92H22ZM25 93V92H24ZM23 93V94H24ZM56 93V94H57ZM187 93V94H186ZM15 95L14 96H11L10 95V99H8V100H18V98H22V95L19 97V95H16V93H14ZM21 94V93H20ZM30 94H27V95H24L23 97H24V99L25 98H28V99H32V97H34V95L32 96V95H30ZM36 94V93H35ZM47 94V95H48ZM55 93H54V95H56ZM30 95V96H29ZM38 95V96H39ZM44 96H45V94H43ZM46 95V96H47ZM235 95V94H234ZM238 94H236L235 96L236 97H238V98H240L239 96H237ZM2 96V97H3ZM37 96V95H36ZM9 97V96H8ZM13 97V98H12ZM169 97H173V94L172 95H170ZM231 97V96H230ZM229 97V98H230ZM1 98V97H0ZM12 98V99H11ZM233 98H235V97H233ZM238 98H235L232 102L230 101V100H227V105L228 106H231L232 104H233V102L235 103L236 102V100L238 99ZM242 98V97H241ZM260 98V97H259ZM3 98H1V100H2ZM89 100H87V101H84L85 99H84V97H77V98H75L74 99V101L72 100V101H68V102H66L64 99H56V100H52L51 102H46L45 101V103H43L44 105H42L41 107H39V109H41V110H43V113L42 114H38V115H32V114H30L29 112H32V110L34 109L33 107H32V105L34 104V103H25V104H19V105H17L18 107H20V111H18V110H15V112H9V113H5V114H3L2 116H6V115H8V114H10V115H17V119L15 120V121H13V122H18V123H20V124H22V131H21V140H23L24 138H26V141H23V142H26V143H20V148L22 149V147L24 146V147H28V146H30V145H28V143L30 142L31 143V141H33V139H34V136H35V132H34V129L32 128V126H31V123H35V124H37V125H39V127H41L43 124H44V119H46V117H48V118H51V122L52 123H54L55 122V118L57 119L59 116H61V117H63V118H66L67 119V117H68V119H70L71 118V120H72V122H73V125H72V128H71V130H73L74 132H76L77 134H78V136H77V138H80L79 139V141L81 140V138H83L82 140H84V138H86L85 137V135L88 133V131L90 130V132L92 131V129H94L95 130V128L96 127H93L92 126V124L93 123H89V121L91 122V119L89 120L88 118H86V119H84L86 116H87V114H88V112H89V109H94V107L93 108H91V106L89 107V105H91L92 103H99V104H101L100 106H99V108L101 109V107H102V105L104 106V108H103V110L105 109L106 110V106H105V104L103 103L106 99H108V97H101V96H93V97H89L88 98ZM263 98H261L260 100H262ZM4 100H3V102H4ZM20 100V99H19ZM23 100V99H22ZM68 100H70V99H68ZM6 101H7V99H6ZM151 101H158V102H160V106L157 108V111L155 112V113H152V114H146V112H145V110H144V108H141L140 106V104H146V103H149V102H151ZM228 101H230V102H228ZM263 101H264V99H263ZM103 103V104H102ZM225 103V104H226ZM229 103V104H228ZM230 103H232V104H230ZM264 103V102H263ZM201 104H203V103H201ZM88 105V107L86 108V106ZM208 105H209V107H208ZM213 107H211V106ZM234 105V104H233ZM108 106V105H107ZM206 106H207V108H206ZM226 106V105H225ZM233 107V106H232ZM231 107V108H232ZM89 108V109H88ZM140 108V109H139ZM209 108V109H208ZM210 108H212V109H214L215 111H216V109H218L217 110V112H218V114H219V116H218V114L216 115L215 113H213L212 112V115H214L213 117H211V116H207L206 117V114L208 115H211V113H209V112H207V111H210V110H212V109H210ZM226 108H229V107H227L226 106ZM109 109V108H108ZM208 109V110H207ZM92 110H90V111H92ZM182 110V109H181ZM213 110V111H214ZM227 110H229V109H227ZM204 112V113H203ZM205 112H207V113H205ZM211 112V111H210ZM220 112V113H219ZM24 113H29L28 114V116L26 117V118H24V117H21L20 115H22V114H24ZM87 113V114H86ZM90 113V112H89ZM138 113V114H137ZM223 114L222 115V117H221V115L220 114ZM86 114V115H85ZM91 114V113H90ZM90 114H88V116L87 117H89L90 118ZM199 114H203L202 116H203V119H207V118H210L209 120H205V123H204V120H202V118H201V116L199 115ZM204 114H205V117L206 118H204ZM228 114V113H227ZM56 115H58V117L56 116ZM56 116V117H55ZM188 116V117H189ZM60 117V118H61ZM199 117L201 118V120L199 119ZM215 117V118H214ZM230 117V116H229ZM24 120H26V124H24L23 122H25ZM89 120V121H88ZM200 120V121H199ZM143 121V122H142ZM207 121V122H206ZM210 121V122H209ZM140 122H142V123H140ZM209 122V123H208ZM8 123V121H2L1 122V125H2V127H0V163L1 164H3L4 162H6V164H9V163H7V161H9L10 159H8V157H10L12 154L14 155V153H13V149H17V147H16V143H11L12 141H11V139L9 138H7L5 135H7L6 134V132L8 133V131H7V124ZM208 123V124H207ZM56 125V124H55ZM231 125H233L232 127H231ZM90 126L92 127V129L90 128ZM236 126V125H235ZM88 127H89V129H88ZM136 127V126H135ZM144 127V128H143ZM98 129V128H97ZM137 129H138V127H137ZM197 129H199L200 130V133H197ZM235 130H237V128H234V131ZM97 131V130H96ZM96 131H94L95 133H96ZM99 131H101V130H99ZM134 131V130H133ZM195 131H196V133H195ZM238 131H239V129H238ZM238 131H236V133L238 132ZM87 132V133H86ZM135 132L137 133V131L135 130ZM147 132V133H146ZM187 133V135L185 134H183V133ZM199 132V131H198ZM201 132H202V134H201ZM82 133H86L85 135H84V137H80V134L82 135ZM92 133V132H91ZM91 133H89L90 135H91ZM137 133V134H138ZM239 133V132H238ZM237 133V134H238ZM93 134V133H92ZM140 134H138V135H140ZM181 134H182V136L184 137V139L182 140L181 139ZM192 134V135H191ZM197 134L199 135V136H203L201 139H200V142H198V144H197V142L195 141V140H198L199 138H197L196 139V137H199V136H197ZM46 135H48L47 133H46ZM53 135H55V134H51V135H48V136H51L52 138H51V140L53 139ZM57 135V134H56ZM72 135H73V133H72ZM99 135V134H98ZM98 135H95V138H97V137H99ZM101 135V134H100ZM103 135V134H102ZM136 135V134H135ZM141 135V136H142ZM8 136V135H7ZM61 136V135H60ZM74 136V135H73ZM93 136L94 135H92V138H93ZM141 136H140V138H141ZM7 139H6V138ZM59 137V136H58ZM62 137H64V136H62ZM67 137V136H66ZM66 137H64V139H66ZM71 137V135L69 136V137H67V139L68 138H70ZM105 137V136H104ZM104 137H102V139L104 138ZM134 137H136V136H134ZM143 137H142V139L141 140H143ZM230 139H229V138ZM54 138H57L56 136L54 137ZM88 138V137H87ZM86 138V139H87ZM91 138V137H90ZM91 138V139H92ZM101 137H99V139H100ZM148 138V137H147ZM187 138V139H186ZM61 139V141H62V138H60ZM71 139V138H70ZM75 139H76V137H75ZM84 140L85 142L87 141V140ZM135 139V138H134ZM190 139V138H189ZM226 139H229V140H227L226 141ZM20 140V142H22ZM54 140V139H53ZM57 139H55V141H56ZM72 140V144H73V139H71ZM82 140H81V143H83L82 142ZM95 140V139H94ZM90 141V144H83V146H86V145H88V147H86V148H89L90 149V151L93 153V148H92V150H91V148L89 147L90 145H91V142H96V141ZM108 140V139H107ZM132 140H133V137H132ZM230 140H232L233 142H231ZM54 141V142H55ZM64 141V140H63ZM63 141L62 142H59V141H57L56 143H60V146L59 147H63L64 146V144L62 145V143H63ZM65 141H68V140H65ZM64 141V142H65ZM76 141V140H75ZM74 141V143H75V146L73 145V147L75 148L74 150H76L77 149V146L76 145H80V142L78 141V144L76 143ZM89 141H87V142H89ZM106 141V140H105ZM134 141V140H133ZM133 141H131L130 143H132ZM139 141V140H138ZM199 141V140H198ZM237 141V140H236ZM34 142V141H33ZM84 142V143H85ZM98 142V141H97ZM104 143V141H101L100 142V144L101 143ZM106 142H109V141H106ZM143 142H142V144H141V146L143 145ZM29 143V144H30ZM70 144H71V142H69ZM69 143H65V145L67 144V145H70ZM138 143V142H137ZM136 143V144H137ZM195 143V144H194ZM19 144V143H18ZM26 144V145H25ZM105 144V143H104ZM108 144H110V143H108ZM134 144V143H133ZM139 144V143H138ZM138 144H137V146H138ZM235 144H236V142H235ZM13 145H15L14 146V148L12 147ZM51 145L52 146H54L53 145V143H52V141H51ZM56 145V144H55ZM66 145V146H67ZM130 146H133V145H131V144H129ZM128 145V146H129ZM151 145V147H149ZM233 145V144H232ZM232 145H230L228 148H230ZM58 146V145H57ZM81 146V154H83V156H85L84 155V152L82 153V151H83V146L82 145H80ZM80 146H79V148H80ZM106 146H107V144H106ZM139 146H140V144H139ZM152 146H153V148L155 149H153L152 150ZM225 148H224V147ZM235 147H236V145H234ZM16 147V148H15ZM23 147V148H24ZM56 147V146H55ZM69 147V146H68ZM98 147V146H97ZM102 146H100V148H101ZM108 147V146H107ZM111 147V146H110ZM13 148V149H12ZM64 148H65V146H64ZM63 148V149H64ZM99 148V149H100ZM109 148V147H108ZM107 148V149H108ZM142 148H143V150H142ZM151 148V149H150ZM187 148V149H186ZM237 148V147H236ZM10 149H12V152H11V150ZM68 149V148H67ZM69 149H71V146L69 147ZM85 149V148H84ZM97 148L95 147V150H96ZM104 149H106V148H104ZM106 149V150H107ZM111 149H112V147L109 149V151H111ZM129 149V148H128ZM133 149H134V146L133 147H131V153H130V151H128L129 152V155L130 154H132V151H133ZM146 149V150H145ZM167 149V150H166ZM177 149H178V151H177ZM190 149H192V150H194V151H190ZM225 149V150H224ZM231 149V148H230ZM10 151L12 154L9 156L8 155V152L7 151ZM18 150H19V147H18ZM56 150H59V148H56ZM60 150H61V148H60ZM72 150V149H71ZM78 150H80V149H78ZM88 150V149H87ZM86 150V151H87ZM105 150V151H106ZM113 150V149H112ZM125 150V149H124ZM127 150V149H126ZM142 150V152H140ZM160 150V151H159ZM162 150V151H161ZM175 150H176V152H175ZM187 150L189 151V154H188V152H187ZM233 150H234V148H233ZM19 151H21V152H23L24 150L22 149V150H19ZM63 151V150H62ZM64 151H65V149H64ZM109 151H106L105 152V154L107 153L108 155H106V156H110L109 155ZM115 150H113V152H114ZM123 151V150H122ZM122 151H119V154L121 153L122 154ZM146 151V152H145ZM234 151H236V150H234ZM4 152V153H3ZM9 152V153H10ZM59 152V151H58ZM61 152V151H60ZM88 152V151H87ZM86 152V153H87ZM96 151H94V153H95ZM98 152V151H97ZM118 152V151H117ZM117 152H114L115 154H117ZM152 152H151V154H152ZM158 152H156L157 154H158ZM168 152H170V154H167ZM178 152V153H177ZM191 152H193L192 154L193 155H195V156H191ZM229 152H230V154H229ZM233 152V151H232ZM6 153H7V155H6ZM57 153V152H56ZM72 153H73V156H74V151H72ZM77 152L75 151V155H77L76 154ZM89 153V152H88ZM87 153V154H88ZM112 153V152H111ZM114 153H112L111 154V159H109L108 158V161H110V160H112V161H114L115 159H117L116 157H115V155H113ZM133 153L136 155L137 153H135L134 151H133ZM146 153V155L148 154L149 156H146V155H144ZM186 153L188 154V155H186ZM229 154V156L230 157H228V155L227 154ZM234 153V152H233ZM1 154L4 156V158H5V156H6V158L4 159V160H2L1 158H3V156H1ZM5 154V155H4ZM66 154V153H65ZM80 153H78V155H79ZM80 154V155H81ZM98 154V153H97ZM120 154V155H121ZM134 154H133V156H134ZM140 154H138V155H140ZM167 154V155H166ZM225 154H226V156H225ZM68 155H70L69 154V152H68ZM72 155V154H71ZM77 155V156H78ZM95 156H96V154H94ZM99 155H101L100 153H99ZM114 156V158H113V156ZM128 155V156H129ZM142 155H140V156H142ZM158 155V156H159ZM165 155V156H164ZM87 156H89V154L87 155ZM125 156H127V155H124V157ZM139 156V157H140ZM71 157V156H70ZM86 157V156H85ZM84 157V158H85ZM119 157V156H118ZM121 157V156H120ZM10 158H12V156L10 157ZM60 158V157H59ZM59 158H58V160H59ZM75 158V157H74ZM74 158H71V159H73L74 160ZM78 158H82L81 156L80 157H78ZM84 158H82V162H84L83 161V159ZM127 158V157H126ZM126 158H123L122 159V157H121V161H123L124 159H125V161H126ZM135 158H137L136 156H135ZM168 158L169 159H172L171 161H169L168 160ZM196 158H198V159H196ZM201 158V160H199ZM15 158H13L12 160H14ZM63 159V158H62ZM62 159H61V161H62ZM87 159H88V157H87ZM114 159V160H113ZM158 159V161H156V165L158 166V168H159V163L161 162V164L162 163H164V162H162L161 160L159 161V158H157ZM202 159H204L205 160V162H203L202 163ZM230 159V160H229ZM44 160V159H43ZM50 160V159H49ZM118 160V159H117ZM199 160V161H198ZM18 162V160L16 159L15 160V162ZM60 161V162H61ZM64 161V160H63ZM62 161V162H63ZM80 161H81V159H80ZM135 161H136V159H135ZM141 161V160H140ZM165 161V162H166ZM10 162V161H9ZM12 162V161H11ZM48 162V161H47ZM58 162V161H57ZM111 162V161H110ZM142 162V161H141ZM147 162H148V160H147ZM158 162V163H157ZM173 162V163H172ZM51 163H53V159H52V162ZM73 163V162H72ZM99 163V162H98ZM114 163V162H113ZM112 162H111V164H113ZM120 163V162H119ZM138 163V162H137ZM167 163V162H166ZM165 163V164H166ZM240 163V164H239ZM15 164V163H14ZM13 164V162L12 163H10V165H12L11 167L10 166H6V165H4V167L6 168V167H8L7 169H9V168H16L15 170H17L16 172V174H18L19 175V173L20 172H22V171H20L19 173H18V169H20L21 170V168H20V165H19V163H16L15 164V167L13 166L14 165ZM17 164H18V166H19V168L17 167ZM41 163H39V165H40ZM43 164V163H42ZM56 164H58V163H56ZM65 164V163H64ZM150 165H151V161H150V163H149ZM152 164H155L154 162L152 163ZM202 164V165H201ZM205 164V165H204ZM251 164V163H250ZM48 165V164H47ZM61 165V164H60ZM107 165H108V162H107ZM114 165V164H113ZM112 165V166H113ZM120 165H121V163H120ZM124 165H127V164H124ZM136 165H138V164H136ZM162 165H164V164H162ZM166 165V166H167ZM239 165V166H238ZM2 166V165H1ZM43 166V165H42ZM64 166V165H63ZM63 166H61V167H63ZM97 167H98V165H96ZM105 166V165H104ZM170 166H171V168H170ZM203 167L204 166V168L206 169L205 171L203 170V168L201 169V168H199V167ZM3 167V166H2ZM4 167L3 168H1L2 170H4ZM88 167V166H87ZM91 167V166H90ZM89 167V168H90ZM93 167V166H92ZM108 167H110V166H108ZM122 167H123V165H122ZM138 167H139V165H138ZM148 167H151V166H148ZM249 167V169L247 170V172H248V176H249V178H251L252 176H254V175H256V173H257V177L256 178H258V179H260V177H258V176H261L262 174H258V173H260V171H262V170H260L259 169V167H258V172H255L254 171V174L252 175V176H250L251 175V173H249V170H251L250 169V167L251 166H248ZM262 167V166H261ZM41 168V167H40ZM48 168V167H47ZM57 168H58V165H57ZM60 168V167H59ZM89 168H86V169H89ZM125 168V167H124ZM127 168V167H126ZM140 168V167H139ZM157 168V169H158ZM263 168V167H262ZM1 169H0V172H2L1 171ZM6 169V170H7ZM13 169H11L13 172H14V170ZM51 169V168H50ZM63 169V168H62ZM98 169V178H95V179H97V180H101V178H100V175H103L102 173H100V170H99V168H97ZM96 168L94 169V170H97ZM108 169V168H107ZM114 169V166H113V168H111V169H109L110 171L111 170H113ZM116 169V168H115ZM115 169H114V173H115ZM201 169V170H200ZM256 169V168H255ZM41 170V169H40ZM91 170V169H90ZM105 170V169H104ZM109 170H108V173L110 174V172H109ZM118 170V169H117ZM117 170H116V172H117ZM141 170V169H140ZM153 170V171H152ZM154 170L156 171L155 173H154ZM260 170V171H259ZM8 171V170H7ZM51 172H52V170H50ZM55 171H57V170H55ZM55 171L52 173V174H54L55 173ZM63 171V170H62ZM83 171V170H82ZM130 171V168L128 167V172ZM198 171H201L200 173H201V175H199V174H197V172ZM203 171H204V173H203ZM240 171H242V170H240ZM5 172V171H4ZM8 172H10V171H8ZM7 172V175H5V178L7 179L8 177H6V176H8V174L10 175L11 173H8ZM47 172V171H46ZM59 172V174H60V171H58ZM83 172H89L88 170H84ZM92 172H93V170H92ZM97 172V171H96ZM105 172H107L106 170H105ZM41 173V172H40ZM91 173V172H90ZM108 173L106 174V173H104L105 175H106V178H110V180H111V177H110V175H109V177L107 176L108 175ZM112 173H113V171H112ZM118 173V175H119V178L117 179V180H121L120 178V176H121V174H119L120 172H117ZM262 173V172H261ZM4 174V173H3ZM22 174V173H21ZM20 174V175H21ZM116 174V173H115ZM250 174V175H249ZM23 175V174H22ZM21 175V176H22ZM69 175H71V174H69ZM92 175H93V173H92ZM198 177H196V176ZM243 175H245V176H243ZM34 176V175H33ZM50 176V175H49ZM54 176V175H53ZM52 176V177H53ZM86 176H88V173L86 174ZM116 176V175H115ZM124 176H127V177H125L124 178ZM163 177L162 179L160 178V177ZM3 177V176H2ZM12 177V174H11V178H13ZM27 177H28V175H27ZM43 177V174L41 175V176H39V179H41V178ZM56 177V176H55ZM61 177V176H60ZM89 177H90V175H89ZM93 177H96V176H94L93 175ZM102 177V179L103 180H107V179H105V176L103 175V176H101ZM194 177H196V178H194ZM19 178V177H18ZM21 178V177H20ZM23 178L25 179V177H22L21 179L23 180ZM49 178V177H48ZM67 178V177H66ZM262 178V177H261ZM2 179V178H1ZM28 180H30L29 178H27ZM26 179V180H27ZM31 179H33L32 177H31ZM35 179H36V176H35ZM62 179V178H61ZM81 179L82 180H84L83 179V177H81ZM91 179H93V180H95L94 178H91ZM158 179H160L159 181H161L160 183H162V184H160V186H154V183L157 185V183L155 182V181H157ZM205 179V180H206ZM251 179H253V178H251ZM258 179H256V181L258 180ZM3 180H4V178H3ZM9 180H11V179H9ZM9 180H7V181H9ZM17 180H19V179H17ZM38 180V179H37ZM51 180V179H50ZM109 180V182H111ZM262 180V179H261ZM2 181V180H1ZM36 181V180H35ZM44 181H45V178H44ZM53 181H55V179L53 180ZM57 181H59V179L57 180ZM56 181V182H57ZM86 181V180H85ZM92 181V180H91ZM159 181H157V182H159ZM193 181V182H194ZM219 181V183H217ZM252 181V180H251ZM256 181H254V182H256ZM11 182V183H12ZM23 182H24V180H23ZM28 182V181H27ZM30 182V181H29ZM37 182V181H36ZM39 182V181H38ZM47 182V181H46ZM205 182V181H204ZM209 182V181H208ZM238 182V183H237ZM253 182V183H254ZM259 182H261V181H257L256 183H259ZM32 183V182H31ZM30 183V184H31ZM41 183H42V181H41ZM43 183H45V182H43ZM48 183V182H47ZM64 183V182H63ZM91 183V182H90ZM114 183H115V181H114ZM196 183V182H195ZM203 182H201V184H202ZM210 183V182H209ZM250 184H252L251 182H249ZM4 184V185H3ZM20 184V183H19ZM29 184V185H30ZM53 184H55L54 182H53ZM52 184V185H53ZM57 184H58V182H57ZM56 184V185H57ZM79 184V185H78ZM117 184V183H116ZM198 184H200L199 182L196 184V185H198ZM204 184V183H203ZM24 185H26L25 183H24ZM32 185V184H31ZM36 185V184H35ZM38 185H40L39 183H38ZM37 185V186H38ZM50 185V184H49ZM60 185H62L61 183H60ZM83 185V186H84ZM91 185H93L92 183H91ZM109 185H111V183H109ZM206 185H208V184H206ZM237 185H238V187H237ZM1 186V187H2ZM14 186V187H15ZM34 185H32V186H29V187H33ZM76 186L78 187V188H76ZM102 186H104V184L102 185ZM125 186V187H124ZM199 186V185H198ZM204 187H205V184L203 185ZM230 186H232L231 184H230ZM249 186V185H248ZM251 186H254V185H251ZM3 187V188H4ZM14 187H12V188H14ZM50 187V186H49ZM53 187V186H52ZM203 187V188H204ZM10 188V189H9ZM34 188V187H33ZM73 188V187H72ZM80 188V190H78V192L76 191L77 189H79ZM85 188V189H86ZM122 188V189H121ZM202 188V186H200V189ZM251 188H253V187H251ZM261 188V187H260ZM264 188V187H263ZM263 188H261V189H263ZM5 189V188H4ZM55 189V186H54V188H52V190H54ZM84 189V188H83ZM83 189H82V191H83ZM107 190V192L105 191V195L103 194V192L104 191H102V190ZM111 189V188H110ZM114 189V188H113ZM116 189V188H115ZM190 189V190H189ZM14 190V189H13ZM26 190V189H25ZM33 190V191H32ZM36 190H38V189H36ZM56 191H57V189H55ZM194 190V189H193ZM220 190V191H219ZM264 190V189H263ZM42 191V190H41ZM51 191V190H50ZM115 191V190H114ZM206 191V190H205ZM258 191H259V193H258ZM28 194H27V193ZM53 192V191H52ZM76 192L79 194V195H76ZM94 192H95V194H94ZM101 192H102V195H104V197L106 198V199H110L108 202H106V199L104 198V200H103V196L101 195ZM202 192V193H201ZM253 192V193H252ZM256 192H257V194H256ZM3 193V194H2ZM6 193H8L9 195H8V197H7V194ZM20 193L22 194V195H20ZM24 193H26V194H24ZM42 193V192H41ZM40 193V194H41ZM58 192H57V194H59ZM77 196H74V194ZM81 193V192H80ZM193 193V192H192ZM39 194V195H40ZM43 194H44V192H43ZM43 194H42V196H43ZM73 194V195H72ZM82 194V193H81ZM97 194V196H95ZM118 194H120L121 196H119V198L116 200V198H115V196L116 195H118ZM200 194H203V191H200ZM32 195V196H31ZM47 195V194H46ZM49 195V194H48ZM53 195H55L54 193H53ZM193 195H194V193H193ZM216 195H218V196H216ZM38 196V195H37ZM41 196V195H40ZM63 196V195H62ZM61 196V197H62ZM63 196V197H64ZM69 196H70V198H69ZM74 197V198H76V199H74V198H72V197ZM87 196V197H86ZM203 196V195H202ZM202 196H200V198L202 197ZM233 196V197H232ZM236 196V197H235ZM24 197V196H23ZM39 197V196H38ZM38 197H36V198H38ZM56 197H58L59 198V200L61 199L60 198V196H55V198ZM92 197V198H91ZM192 197H194V196H191V198ZM40 198H42V197H39L38 199L39 200H42V199H40ZM85 198H86V200H87V198L88 199H90L89 200V205L87 206L86 204H88V200L87 201H85ZM102 198V199H101ZM113 198H114V200H113ZM203 198V197H202ZM200 199L201 201H202V203H204L203 202V199ZM229 198V199H228ZM232 200H231V199ZM234 198V199H233ZM23 199V200H22ZM35 199V200H34ZM37 199V201H39ZM44 199H46V198H44ZM49 199V198H48ZM68 199L70 200V202L68 201ZM82 199V200H81ZM83 199H84V201L85 202H87V203H85L84 201H83ZM198 199V198H197ZM216 199V198H215ZM235 199H237V200H235ZM261 199H263V200H261ZM26 200V201H25ZM56 200H57V198H56ZM77 200L78 201H80V205L81 206H83L82 204H84L85 203V205L81 208V206H79L78 204V202H77ZM92 200V201H91ZM116 200V201H115ZM234 200V201H233ZM247 200L248 202H249V205L252 203V201L250 200ZM33 201H35V204L33 205L34 207H32V205L31 204H33L32 202ZM43 201V200H42ZM49 201H50V199H49ZM49 201H48V203H49ZM83 201V202H82ZM102 201H104V202H102ZM198 202V200H195L194 202L195 203H197ZM200 201V202H201ZM226 201V202H227ZM18 202V201H17ZM18 202V204H20ZM26 202H28V203H26ZM41 201H39L38 203H40ZM47 202V201H46ZM51 202H52V200L50 201V203L49 204H51ZM58 203H59V201H57ZM56 202V203H57ZM76 202H77V204H76ZM91 202V203H90ZM95 202H97V203H95ZM236 202L238 203L237 205H236ZM4 203V204H3ZM42 203V202H41ZM82 203V204H81ZM93 203H95L94 204V206H92V205H90V204H93ZM201 203V204H202ZM243 204V206H242V204ZM247 203V202H246ZM45 204V203H44ZM43 204V205H44ZM47 204V203H46ZM45 204V205H46ZM53 204V203H52ZM43 205H42V207H43ZM48 205V204H47ZM76 205L77 206H79V208H81V210H84V208H85V210H84V212L82 211L81 212V210L79 209V208H77L76 207ZM172 205V206H171ZM181 205V206H180ZM195 205V204H194ZM193 205V206H194ZM205 205V206H206ZM247 205H248V203H247ZM246 205V206H247ZM7 206V205H6ZM15 206V207H14ZM20 206H21V204H20ZM20 206H17V207H20ZM27 206V208H28V211H29V209H30V207H28ZM65 206H68L67 208L65 207ZM86 206V207H85ZM104 206H106V207H108V212H106L107 213V215L109 216H107L106 217V219H105V221H103V220H99V218L101 217L100 215H102L103 214V212L101 213V211L99 212L97 209H99L100 207V209L102 210V208L104 207ZM175 207V209H174V207L172 208L173 209V211H176L177 209L179 210V211H177V212H174V214L176 213L177 215H179L178 214V212H181V214L182 215H184V217L183 216H178V218L182 221H180L181 223H179V225H177V226H175L176 225V223L174 224V225H171V221H175V220H178V218L176 219V217H174V216H176V214L174 215L173 214V212H172V215H173V218H175V219H172L171 221H170V219H169V217H168V214H166V213H168V211L170 210L171 211V207ZM188 206V205H187ZM199 206H201L200 204L198 205L197 204V206H195V207H198V209H200L199 208ZM203 206H204V204H203ZM204 206V207H205ZM13 207L17 210V208H16V202H15V204L13 205ZM26 206H24L23 208H25ZM47 207H49V206H47ZM57 207V206H56ZM55 207V209H53L54 211L57 209ZM183 207V206H182ZM202 207V206H201ZM204 207H202V208H204ZM248 207V206H247ZM247 207H245V208H247ZM10 208V207H9ZM27 208L25 209L26 211H27ZM75 208L76 209H79V211L81 212V213H84V214H82L81 215V213L79 214V213H77V212H79L78 210H75ZM96 208V209H95ZM47 209V210H46ZM73 209L75 210V212L73 211ZM197 209V210H198ZM252 209V208H251ZM251 209H250V212H251ZM50 210H51V207L49 208V211L48 212H50ZM61 210H60V212H61ZM69 210V211H68ZM103 210H104V208H103ZM102 210V211H103ZM124 210V211H123ZM126 210H128L129 212H127ZM166 210H168V211H166ZM202 210V209H201ZM204 210H206V207H205V209ZM233 210V211H232ZM255 210H254V212H255ZM18 211V210H17ZM26 211H24L23 213H25ZM32 211V209L30 210V212ZM34 211V210H33ZM71 211H73V212H71ZM77 211V212H76ZM30 212H28V214H27V212L25 213V214H23L24 216H29V213ZM47 212V213H48ZM124 212L126 213V214H124ZM203 210H202V212H199V213H202L203 214ZM253 212V213H254ZM9 213H15V214H18L19 215V219L17 218V216H16V218H15V220L16 219H18V220H16L17 221V223H16V221L14 220V217L12 218V216L14 215H11V218H10V216H9ZM32 213V212H31ZM51 213H53V212H51ZM67 213V214H66ZM73 214L71 217H69V215L70 214ZM128 213V214H127ZM187 213V212H186ZM27 214V215H26ZM55 214L57 215V216H59V214L57 213V210H56V212H55ZM66 214V215H65ZM79 214V216H77V215ZM158 214V215H157ZM196 214H198V212H196ZM201 214V216H202V218L204 217V214L202 215ZM256 214V213H255ZM22 215V216H23ZM81 215V216H80ZM151 215V216H150ZM171 215V214H170ZM195 215V214H194ZM251 215H252V213H251ZM45 216H48V217H45ZM74 216V217H73ZM104 216V215H103ZM148 216H150V219H152V220H149V221H153L152 222V224L150 225V224H148V223H151V222H148V223H146V220H147V218H148ZM197 216H199V215H197ZM60 217V216H59ZM59 217H57V218H59ZM62 217V218H63ZM76 217V218H75ZM78 217V218H77ZM158 217V218H157ZM160 217V218H159ZM183 217V218H182ZM5 218H7V219H5ZM9 218V219H8ZM61 218V217H60ZM102 218V217H101ZM182 218V219H181ZM194 218V217H193ZM252 218H253V216H252ZM10 219L13 221H10ZM25 219H27L26 217H25ZM102 219H104V218H102ZM158 219H161V221L162 222H160V220H158ZM197 219V218H196ZM196 219H195V221H196ZM223 219V220H224ZM249 219V218H248ZM248 219H245V220H248ZM0 220V221H1ZM7 220H9V221H7ZM58 220H60L61 221V219H58ZM99 220V226H98V223H96L97 221ZM167 220H169L170 221V224H168L169 222H167ZM190 220V219H189ZM228 220V221H229ZM6 221H7V223H6ZM32 221V220H31ZM55 221V220H54ZM62 221V222H63ZM96 221V222H95ZM163 221H164V223H163ZM212 221H214L213 223H211ZM240 221H242V220H240ZM3 222V221H2ZM2 222H0V223H2ZM11 223V225L15 222L16 224H13L14 225V228H15V225H16V227L17 228H15V231H14V228H9V225H10V223ZM93 222L94 223H96L95 224V226L99 229H97L98 230V232H97V230L95 231V228L96 227H94V225H93ZM127 222V224H125ZM158 224H157V223ZM217 222V221H216ZM246 222V221H245ZM160 223V224H159ZM167 223V224H166ZM178 223V222H177ZM197 223V222H196ZM236 223V222H235ZM250 223H251V225H250ZM255 224V226L253 225V224ZM54 224V225H53ZM125 224V225H124ZM146 224H147V226L148 227H145L146 226ZM167 225L168 226V228L170 229V230H168V228H166L167 226H165V227H163V226H161V228H160V225ZM190 224V223H189ZM193 224V223H192ZM199 224V223H198ZM198 224H196V225H198ZM199 224V225H200ZM1 225V224H0ZM10 225V227H13V225L11 226ZM19 225V226H18ZM34 225V226H33ZM91 225H93V226H91ZM128 226V228H124L125 226ZM171 225V226H170ZM184 225V226H183ZM212 225H214V226H212ZM245 225V226H244ZM38 226V227H39ZM174 226V227H173ZM179 226V227H178ZM183 226V227H182ZM189 226V225H188ZM219 226V225H218ZM1 228L3 227V226H0ZM33 227V228H32ZM34 227H36V228H34ZM90 227H91V229H93V227H94V229H93V231L91 232V230H90ZM157 227H158V229H157ZM163 227V228H162ZM190 227H191V225H190ZM211 227V228H210ZM0 228V229H1ZM41 228V227H40ZM160 228V229H159ZM174 228H176V229H174ZM219 228V227H218ZM21 229V228H20ZM32 229H33V231L35 230V232H31L32 231ZM139 229V231H137ZM162 229V230H161ZM186 229V230H185ZM190 229V228H189ZM200 229H202V230H200ZM212 229V230H211ZM214 229V230H213ZM220 229V228H219ZM40 230V229H39ZM39 230L37 231V232H39ZM161 230V231H160ZM206 230V232H204ZM207 230H208V232H207ZM228 230V231H227ZM57 233V234H55V232ZM90 231V232H89ZM137 231V233H135ZM167 231H163V233L165 232H167ZM188 231V232H187ZM248 233H247V232ZM23 232V233H22ZM42 232V231H41ZM54 232V233H53ZM89 232V233H88ZM97 232V233H96ZM183 232H185V234H184V236H182V234H183ZM194 232V231H193ZM201 234H200V233ZM244 232H246V233H244ZM254 232L256 233V238H255V236H254ZM92 233V235H90ZM93 233H95V234H93ZM132 233V234H131ZM135 235H134V234ZM207 233V234H206ZM232 233V234H231ZM26 234V233H25ZM24 234V235H25ZM38 234V233H37ZM39 234H40V232H39ZM41 234L43 235V236H41ZM39 236H41V237H45L46 238V241H47V236H44V233L42 232ZM196 234V235H197ZM7 234H4L3 235V237L4 236H6ZM9 235H7V236H9ZM34 235H31V237L34 239ZM85 235L87 236V237H85ZM132 235H134L133 236V238L131 239V237H132ZM156 235V234H155ZM211 236L210 238H206L205 236ZM241 235V236H240ZM251 235H253V236H251ZM6 236V240H8L9 238ZM130 236V237H129ZM162 236H164V239H163V237ZM1 237V236H0ZM14 237V238H13ZM41 237L39 238V241L41 240ZM49 237H50V239H49ZM58 237V238H57ZM136 237H142L143 239H144V241L141 243V245H143V246H141L140 245V243L138 242V241H136V240H133L134 238H136ZM185 237V238H186ZM8 238V239H7ZM18 238H19V240H18ZM60 238V239H59ZM81 238H83V239H81ZM141 238V240H143ZM153 238V239H152ZM161 238H162V241H161ZM169 238H167V240L165 241V242H169L168 240H170ZM205 238H206V240H205ZM213 238V240H215L216 241V239H214ZM218 238V239H219ZM251 238H253V240L251 239ZM1 239V238H0ZM32 239V240H33ZM137 239V238H136ZM151 239L153 240V242L151 241ZM191 239H192V237H191ZM192 239V241L193 242H195V240H193ZM234 238H232V240H233ZM43 240H45V239H43ZM57 240V241H56ZM61 240V241H60ZM146 240V241H145ZM159 240L161 241V242H159ZM183 239H181V241H182ZM224 240L226 241V242H224ZM228 240V241H227ZM9 241V240H8ZM38 241V240H37ZM60 241V242H59ZM136 241V242H135ZM139 241H140V239H139ZM150 241H151V243H150ZM155 241V242H154ZM171 241V240H170ZM176 241V240H175ZM215 241L213 242V243H215ZM236 241H240V240H236ZM13 242V243H14ZM141 242V241H140ZM164 242V243H165ZM217 242H220V243H218L219 244V246H224V248L223 247H221L222 249H225V245H223V243L220 241V239L219 240H217ZM216 242V243H217ZM235 242V240H233V243ZM255 242L253 243V244H255ZM135 243H139V245L141 246V248L142 249H140L139 250V245H137V244H135ZM172 243L173 244H175V242L172 240ZM196 243V244H197ZM215 243V244H216ZM237 243H239V242H237ZM250 243V244H251ZM31 244H32V242H31ZM167 245H163V246H168V243H166ZM171 244V243H170ZM218 244H216L215 245V247L216 246H218ZM236 244V242L234 243V245ZM33 245V244H32ZM32 245H30V248L32 247ZM185 245H187L186 243H185ZM185 245H183L185 248H187V250H189V251H191V247H193L192 248V250L194 249V246L193 245H188V247H186ZM203 245H204V243H203ZM202 245V246H203ZM214 245V244H213ZM212 245V243H211V247L213 246ZM237 245V244H236ZM235 245V246H236ZM264 245V244H263ZM54 246V245H53ZM135 246V247H134ZM139 246V247H138ZM198 246V245H197ZM199 246H200V244H199ZM205 246V245H204ZM258 246L259 245H257V246H255V247H257L258 248ZM41 247V248H40ZM49 247V248H48ZM135 249H134V248ZM138 248V250H139V252L137 251V248ZM150 247H149V249H150ZM159 247V246H158ZM169 247H170V245H169ZM174 247H176V244L174 245ZM173 247V248H174ZM181 247V246H180ZM189 247H190V249H189ZM207 247V246H206ZM215 247H214V252H213V250H212V255L214 256V254H215V257H212L213 258V260L214 259H216L217 258V261H213L214 262V264H218V262H220V264H222V260H223V264H226V261H227V256L229 255L228 254V252H229V250H227V251H225V252H227L226 254H227V256L225 257L226 258V260H225V258L224 257H221L220 256V253H219V251H220V249L218 248L217 250L218 251H216V249H215ZM230 247H231V245H230ZM251 247H254V245H252L251 244V246H250V248ZM254 247V248H255ZM261 247V246H260ZM259 247V250H261L262 252H263V250L261 249ZM263 248H264V246H262ZM2 248L3 247H1L0 249L2 250ZM29 248V249H30ZM33 248H34V246H33ZM65 248H67L66 250L68 251L69 250V252H66L65 251ZM143 248H144V250H146V255L144 256V254H143V256H144V258H143V260H142V253L141 252H143ZM162 246H161V249H160V247L158 248L159 249V251L160 250H162ZM178 248V247H177ZM177 248H176V251H177V253H178V250H177ZM229 247H227V249H228ZM256 248V249H257ZM35 249V248H34ZM36 249V250H37ZM132 249H134V250H132ZM45 250V249H44ZM87 250H90L91 251V253L89 254V255H86L85 253H86V251ZM165 250V251H164ZM173 250V249H172ZM172 250H170V254H169V252H167L166 251V247H164V249H163V251H164V255H165V253L167 252L169 255H172V252L174 251H172ZM184 250H185V253H186V255H185V253H184ZM183 250V253L184 254H182L181 253V255L183 256V255H185L186 257L187 256H189L187 259H186V257H185V261H183V260H180V259H182V258H179L180 256H178V258H179V263L178 264H183V262H186V264H189L190 263V261L192 260V258H190L191 256L189 255L190 253H188V251L186 250V249H184ZM226 250V249H225ZM234 250H235V247L233 248V251L232 252H234ZM250 249H248V250H245V251H243V252H245V255L246 254H249V259H250V257H252V255H253V252H250L249 251ZM15 251V252H16ZM147 251H148V253H147ZM158 250L155 252L154 251V249H153V252L150 254V257L152 258V264H153V262H154V259H155V264H158L159 262H161L162 261V257H163V251L162 252H160V257H161V254H162V257H161V259L159 260V258L157 257L158 255H156L155 256V254H157L158 252H159ZM172 251V252H171ZM176 251H174V253H173V255L175 254V252ZM180 251V250H179ZM181 251H182V249H181ZM246 251H249L248 253H246ZM1 252V251H0ZM29 252V253H28ZM42 252H43V255H42ZM64 252V254H65V252H66V257H64L62 260H61V262H58V260H59V258L63 255L62 253ZM216 252V253H215ZM223 252H224V250H223ZM256 252L257 251H255L254 253L256 254ZM5 253H4V255H3V257H5V258H8L6 255H5ZM32 253H34L35 254V256L37 257V258H33V254ZM137 254L138 253V257L137 256H132V254ZM155 253V254H154ZM166 253V254H167ZM217 253L219 254V255H217ZM250 253H251V256H250ZM39 254L40 255H42V257H39ZM153 254H154V257H153ZM191 254H193V256H194V253H193V251H192V253ZM208 254L209 253H207L206 255H207V257H208V259L210 260V261H208L209 263L211 262V255H209L208 256ZM224 254V255H223ZM223 254H221L222 256H225V253H223ZM254 254V255H255ZM2 255V254H1ZM168 255V256H169ZM172 255V256H173ZM179 255H180V253H179ZM231 255V254H230ZM234 255V254H233ZM241 255V254H240ZM254 255H253V257H254ZM258 255H262L261 253L260 254H258ZM34 256V257H35ZM181 256V257H182ZM235 256V255H234ZM247 256V255H246ZM263 256V255H262ZM156 257L158 258V260H159V262H157L156 261ZM174 257H175V255H174ZM176 257H177V254H176ZM203 257H205V255H203ZM11 258V259H12ZM85 258V259H84ZM140 258V260L138 261V259ZM149 258V257H148ZM167 258V256H165L164 257V259H166ZM189 258H190V260H189ZM194 258V257H193ZM230 258H232V256L230 257ZM230 258H229V256H228V261L230 260ZM243 258V257H242ZM1 259H2V257H1ZM11 259H10V263H12V264H14L15 262L13 261V262H11ZM27 259H28V261H29V259H30V261H29V263L27 262ZM175 259L176 258H173V261H175ZM219 259H220V261H219ZM222 259V260H221ZM142 260V261H141ZM150 260V262H151V259H149ZM168 260H169V263H170V258H168ZM168 260H167V262H168ZM199 260H200V258H199ZM250 260H252V259H250ZM2 261V260H1ZM164 261V260H163ZM172 261V260H171ZM197 261V260H196ZM201 261V260H200ZM227 261V262H228ZM149 262V263H150ZM165 262V261H164ZM161 263V264H165V263ZM182 262V263H181ZM198 262V264H199V261H197ZM197 262H195V260H194V263L196 264ZM216 262V263H215ZM225 262V263H224ZM249 262V261H248ZM143 263V262H142ZM168 263V264H169ZM175 264L177 263V261H175L174 262ZM174 263H170V264H174ZM192 264H193V262H191ZM190 263V264H191ZM201 264H203V262L201 261L200 262ZM204 263H205V261H204ZM212 263V262H211ZM252 263H254V261L252 260L251 262H250V264H252ZM135 264V263H134ZM139 264V263H138ZM185 264V263H184ZM206 264V263H205Z\"/></svg>","mask_w":264,"mask_h":264}]
</instances>
